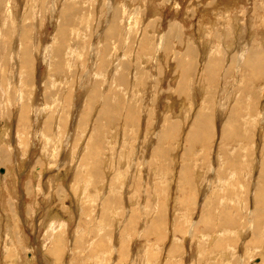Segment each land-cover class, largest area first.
I'll return each mask as SVG.
<instances>
[{"label": "rangeland", "instance_id": "rangeland-1", "mask_svg": "<svg viewBox=\"0 0 264 264\" xmlns=\"http://www.w3.org/2000/svg\"><path fill=\"white\" fill-rule=\"evenodd\" d=\"M12 1V2H11ZM33 1V2H32ZM45 1V2H44ZM81 0H5V6L3 5V7H0V11L1 12V16L0 18L2 19V23L0 21V42H5L7 43L8 41V36H6L5 33H2V31H6V33H8L10 31L11 34H14L15 36H12V44H11V49L13 51H15L16 49H20L21 44H19V42H22L21 40V34L23 30L25 29H31V36H30V40L29 43L31 42V44L33 43V47L35 49V54L34 56H36L37 59L35 60V64H34V68L36 66V69L34 70V76L35 78H32L31 80V84H30V88L32 89V93L29 96H25L23 95L24 93V88H26V85H24V71L25 69L21 66V62L20 61V57L18 55L13 54L14 56V67L11 66V70L12 72L10 74V77H12V81H13V85H11L10 87L13 89L15 87V89L19 92V96L20 100L18 99L14 101H11V103L8 104L9 108L11 109V117H6L5 115L2 116L3 113H5L6 108L8 107L6 105L7 103V99H1L0 102V206L3 204V202L5 201L6 205L8 206L10 200L11 195L9 194V189L11 187H16L19 191V196H21L22 199V205L23 206H17L16 205L14 207V210L17 211L16 212V216L18 219H21V221L18 223V220H16L13 216L12 213L10 216L4 217V221L5 224H11L12 226V232L14 231L15 234H13V237L16 236V234L19 232V234L21 237H23V228H26L28 230L27 233H30V238H29V242H31V244L29 243V245H32L31 249H25L23 244L21 242L16 241V243L11 244L10 249L14 252H16L17 247L20 248L21 251V255L23 257H25L26 259H34V264H46L44 261L40 262L39 260H43L44 256L46 255L47 257L53 259L52 264H146V263H150L152 262L153 264L156 263L155 260H151V255H149L148 257H145L144 255V251L149 252L150 251V241L149 239H145L146 240V245L144 240H141L142 243L139 245H142L141 247L138 246L139 249L134 248L133 246H135V244L133 243V240H136V238H131L130 237V233H127L126 230V225L128 224L129 220L133 217L136 216H140L143 215L144 218L141 219V223L144 222L145 217H146V212L148 208L143 207V203L146 200V194L144 193L145 191V181L144 180V176L146 174V168L150 167L151 171L149 172V174L151 176H149L148 174V180H151L155 177V180L158 179L161 180L160 182H162V175H158V172L155 164H159L160 161H156V159H158L159 157H157L158 155L156 153H154L153 149H155V147L158 146V134L160 133V131H162L161 129L163 128V124L165 123V117L168 116L169 118H173L172 113H176L180 116V117H175V118H180L181 119V124L183 125L181 128V131L179 134V137L177 140L172 141L170 143H166V145L168 146L169 150H170V156H169V161L172 159V161L175 162V160H177V163L179 162V166H176V169L178 170V168L180 167V163L183 161V157H185L186 155L184 154V149L186 148V143H185V132L187 131L188 127L190 126V122L192 119H190V117L187 118V115L185 114V107H187L188 105L192 106V109L194 110V112L192 111V114L195 113V110H199L200 108H202L203 104L205 107H211L213 108V110L216 112L217 117H219L218 113L221 114L222 109L224 108L226 111L224 112V115H227L228 113H230V111L232 110V104L235 101L236 98H232L230 99L229 97H223V101H224V106L219 107L218 101L215 100H211L208 101V103L205 105V103H202V101L204 102V98L207 96V91H210L212 86L209 83L208 80V76L206 75L207 73H205L206 71L205 69V65H203L206 62V44L210 47L213 46L215 44V48L218 47V45H220L222 43V40H220V38H222L223 34L225 33L224 39L225 41H232L233 38L235 37V35H233L232 33H229L231 31L230 27L231 25H227V23L230 21V17L227 18L225 17V15L223 16L222 14H219L216 10L215 12H207L204 9V5L208 0L203 1V0H170L168 2V0H85V3L80 2ZM83 1V0H82ZM94 1V2H93ZM134 1V2H133ZM139 1V2H138ZM10 2V3H8ZM32 2V3H31ZM42 4H41V3ZM48 2V3H47ZM58 2V4H57ZM67 2H74L76 9H79V11L77 13L79 14H75L72 15L74 18H72L71 20V24L75 27V29L73 28L71 30V27H73L71 24L70 29L68 27V37L67 40L65 41L64 44V48H65V52H66V59H65V70L63 72H60V74H57V72H55V69L53 67V62L58 59L57 57H55V55H53L54 50L58 47L59 41H60V28L63 27L67 20L69 19L66 11L64 10V6L66 5ZM79 2V3H78ZM119 2V3H118ZM202 2V4H201ZM251 2V3H249ZM253 0H249L247 2V5L249 6V10L245 11V14H242L243 19L240 21V23L245 26L246 30L245 32L241 29H239V35H242L243 37H239L237 38V40L235 41L239 46V44L243 45L244 42L248 43V35L252 34L253 39L256 35V39L258 38L259 40V33H263L264 31V13L261 15L257 14L254 10V2ZM13 5H12V4ZM16 3V4H14ZM52 3V4H51ZM109 5H108V4ZM117 3V4H116ZM122 3L123 6H121L120 4ZM128 3V4H127ZM179 4V8H177L178 4ZM7 4V5H6ZM34 4V5H31ZM41 4V5H40ZM47 4V5H46ZM80 4V6H79ZM84 4V5H83ZM87 4V5H86ZM140 4V5H139ZM199 4V5H198ZM263 5V2H259L258 5ZM12 5L14 9H12V7L10 6ZM32 7H31V6ZM37 5V6H36ZM106 5V6H104ZM143 7H142V6ZM155 5V6H154ZM173 5V6H172ZM208 5V4H207ZM8 6V7H7ZM46 6V7H45ZM108 6V7H107ZM110 6V7H109ZM116 8V6L119 8ZM121 6V7H120ZM146 6L147 9H145L144 7ZM150 6V7H149ZM166 6V7H165ZM193 6H195L198 10L196 12L195 18L194 16H190L192 11L191 9L194 8ZM199 6V7H197ZM37 7V8H36ZM49 7V8H48ZM79 7V8H78ZM142 7V8H141ZM149 7V8H148ZM190 7V8H189ZM203 9H202V8ZM45 8V9H44ZM51 8V9H50ZM62 8V9H61ZM123 8V10H122ZM127 11H126V9ZM140 8V10L142 12H140V10L138 9ZM152 8V9H151ZM187 8V9H186ZM12 9V11H10ZM17 9V10H16ZM33 9V11L31 10ZM41 9V10H40ZM111 9V10H110ZM114 9V10H113ZM118 9H120V13H122V16L120 17L121 21H120V33L115 34L114 36H116L115 38H113L111 35V37H109V40L107 38V28H108V23L111 20V15L112 17L115 15L113 14L114 12L116 13L118 11ZM138 9V10H137ZM146 12H144L145 10ZM6 13H4L5 11ZM9 10V12H8ZM19 10V12H18ZM21 10V11H20ZM36 10V11H35ZM47 10V11H46ZM50 12H49V11ZM57 10V11H55ZM90 10V11H89ZM103 10V11H102ZM136 12H134V11ZM149 10V11H148ZM150 10L153 12H150ZM190 10V12L188 11ZM45 14H43V12ZM96 11V12H95ZM113 11V12H112ZM131 11V12H130ZM202 11V12H201ZM12 12V13H10ZM16 14H15V13ZM17 12L19 14V16L17 15ZM24 15L23 19H22V14ZM54 12V13H53ZM60 12V13H59ZM80 12H82L83 16H81L82 14H80ZM105 13V14H102ZM134 12V13H132ZM140 12V13H139ZM148 12V13H147ZM176 12V13H175ZM201 12V13H200ZM10 13V14H9ZM30 15H29V14ZM41 13V14H40ZM123 13H125L123 15ZM131 13V14H130ZM139 13V16L138 14ZM145 13V14H144ZM179 13V14H178ZM218 13V14H217ZM259 13V12H258ZM27 14V15H26ZM33 14V15H32ZM43 14V15H42ZM51 14V16H50ZM56 14V15H55ZM130 14V15H128ZM137 16H135V15ZM151 14V15H150ZM240 16L241 14L238 13ZM16 15V16H15ZM55 15V16H54ZM98 15V16H97ZM102 15V16H101ZM219 15V16H218ZM18 16V17H17ZM27 16V17H26ZM30 16V18H29ZM42 16L44 18H42ZM59 16V17H58ZM71 16V17H72ZM106 16V17H104ZM143 16V17H142ZM153 16V17H152ZM186 16V17H185ZM218 16V17H217ZM227 16V15H226ZM13 17V18H12ZM40 17V18H39ZM46 17V18H45ZM51 17V18H50ZM82 17V18H80ZM84 17V18H83ZM124 17V18H123ZM132 17V18H131ZM147 17V18H146ZM152 17V19H151ZM191 17V18H190ZM11 18V19H10ZM20 18V19H19ZM28 18V19H27ZM35 20L33 22V20ZM59 18V19H58ZM105 18V19H104ZM160 18V20H159ZM174 18V19H173ZM219 18V24L214 27V26H210V22L216 21V19ZM6 19V20H5ZM27 19V20H26ZM39 19V20H38ZM55 19V20H52ZM78 19V20H76ZM82 19V21L80 20ZM89 19V20H88ZM129 19V20H128ZM164 19V20H163ZM256 19L258 21H256ZM4 20V21H3ZM13 21L14 24L10 21ZM15 20H17L15 22ZM21 20V21H20ZM30 20H32L30 22ZM45 22H44V21ZM51 20V21H50ZM74 20V21H73ZM86 20V21H85ZM126 20V21H125ZM128 20V21H127ZM135 20V21H131ZM149 20V21H148ZM153 20V22L151 21ZM156 23L158 22V24L160 26H156ZM6 21H7V25H6ZM19 21V22H18ZM26 21V22H25ZM50 21V22H49ZM62 21V23H61ZM41 22V23H40ZM51 22H53L51 24ZM56 22V23H55ZM83 22V23H82ZM85 22V23H84ZM97 22V23H96ZM129 22V23H128ZM137 22V23H136ZM152 22V24L154 23L155 25H151L150 23ZM161 22V23H159ZM164 22V23H163ZM178 22L179 25L181 27V33L179 36L175 37L172 40V44L174 46L175 43V48L174 51L170 54L166 53L161 48H159L161 46V43H164V40H166L167 37V32L169 31V27L170 25H172L173 23ZM232 22V19H231ZM45 23V24H44ZM76 23V25H74ZM79 23V24H78ZM84 24L86 27L81 26L80 25ZM135 23V24H133ZM149 23V24H148ZM189 23V24H188ZM2 24V25H1ZM13 24V25H12ZM43 24V25H42ZM123 24V25H122ZM129 24L131 26H129ZM142 24V25H141ZM145 24V25H144ZM146 24H148L146 27ZM231 24V23H230ZM5 25V26H4ZM26 25V26H25ZM42 25V28H41ZM99 25V26H97ZM135 25V26H134ZM169 25V26H168ZM196 25V26H195ZM241 25V26H242ZM2 26L4 27V29L2 28ZM12 26V27H11ZM16 28H15V27ZM24 26V27H23ZM28 26V27H27ZM34 26V28H33ZM55 26V27H54ZM57 26V27H56ZM123 26V27H122ZM126 26V27H125ZM128 26V28H127ZM139 26L141 28H139ZM149 26H152L149 28ZM184 26V27H183ZM192 26V27H191ZM194 26V27H193ZM23 27V28H22ZM31 27V28H30ZM83 29H82V28ZM132 27V28H129ZM133 27H138L133 28ZM144 27V30L142 29ZM146 27V28H145ZM154 27V28H153ZM160 27V29H159ZM165 27V28H164ZM189 27V29H188ZM201 27V29H200ZM219 27V28H218ZM261 27V28H260ZM12 28V29H11ZM81 32H80V29ZM156 28V29H155ZM183 28V29H182ZM219 31H218V29ZM10 29V30H9ZM40 29V30H39ZM54 29V30H53ZM78 29V30H77ZM129 29V30H128ZM132 29V30H130ZM139 29V31H137ZM146 29H148L151 33H148L146 31ZM152 29V30H150ZM168 29V30H167ZM187 29V30H186ZM203 29V30H202ZM2 30V31H1ZM9 30V31H7ZM127 30V31H126ZM135 30V31H134ZM153 30L154 31L153 33ZM159 30V31H158ZM166 30V31H165ZM190 30V31H189ZM199 30V31H198ZM249 30V31H248ZM261 30V31H260ZM12 31V32H11ZM20 31V32H19ZM42 31V32H41ZM72 31V32H71ZM75 34H73L74 32ZM78 31V32H77ZM129 31V32H128ZM130 31H134V32H130ZM142 31V32H141ZM163 31V32H162ZM193 31V32H192ZM218 31L221 32L219 33L220 37H218L217 35H215V37L217 36V38L214 37V34H216V32ZM140 32V33H139ZM145 32V35H147V38L149 39V34L150 36V45L147 43L145 45H142V36L143 33ZM157 34V36H154ZM183 32V35L187 32V39L185 38L186 35L181 36ZM185 32V33H184ZM202 32V33H201ZM2 33V34H1ZM40 33V34H39ZM80 33V34H79ZM84 33V34H82ZM201 33V34H200ZM242 33V34H241ZM106 34V35H105ZM121 34V36H119ZM139 34V35H138ZM142 34V35H141ZM154 34V35H153ZM204 34V35H203ZM20 35V36H19ZM40 35V36H39ZM57 35V36H54ZM73 35V36H72ZM123 35V36H122ZM131 35V36H130ZM153 35V37H152ZM159 35V36H158ZM188 35H192L194 36L193 39ZM203 37H202V36ZM207 35V37H206ZM226 35L228 37H226ZM259 35V36H258ZM38 36V37H37ZM84 36V37H83ZM197 36V38H195ZM199 36V37H198ZM258 36V37H257ZM19 39H18V38ZM36 37V38H35ZM40 37V38H39ZM44 37V38H43ZM88 37V38H87ZM99 37V38H98ZM129 37V41L132 43V46L130 45L131 43L129 41H125L123 40L124 38H128ZM132 37V39H131ZM139 37V39H138ZM157 37V38H156ZM211 40H210V38ZM214 37V38H213ZM17 38V39H16ZM33 38V40H32ZM39 38V39H38ZM53 38V39H52ZM59 40H57V39ZM79 38V39H78ZM98 38V39H97ZM117 38V39H116ZM121 38V39H120ZM141 38V39H140ZM152 38V39H151ZM164 38V39H163ZM183 41L184 46H181L182 44L177 43L178 41ZM189 38V41H188ZM208 38V39H207ZM229 38V39H228ZM2 39V40H1ZM38 39V40H37ZM82 40V41H78V40ZM85 39V40H84ZM112 39V40H111ZM116 39V40H115ZM136 39V40H135ZM158 39V41H157ZM163 39V40H162ZM176 39V40H175ZM186 39V40H185ZM197 43H195V40ZM212 39L214 41H212ZM228 39V40H226ZM231 39V40H230ZM235 39V38H234ZM14 40V41H13ZM40 40V41H39ZM41 40H43L44 42H42ZM56 40V41H53ZM74 40V41H73ZM99 40V41H98ZM105 40V41H104ZM113 40L115 41V43L113 42ZM119 40V41H117ZM124 41L121 42L120 41ZM134 40V41H133ZM154 40H156L154 42ZM194 40V41H193ZM198 40V41H197ZM220 40V42H219ZM242 40V42H241ZM36 41V42H35ZM85 41V42H84ZM95 41V42H94ZM98 41V42H97ZM114 43H112V42ZM139 41H140V47H139ZM160 41V42H159ZM193 41V42H192ZM14 42V44H13ZM71 42H75L74 46L72 47V43ZM77 42V43H76ZM118 42L120 43L118 46ZM129 44H128V43ZM135 42H137L135 45ZM151 42L153 44H151ZM192 43L195 46L199 47V49L197 48V56L196 58L193 59V61H195V66H196V72L193 76L190 77H185V78H181L182 76H180V70H178L176 64L174 65V63L171 64V61L174 58V54H177L176 52H178V54H181V56L183 55V58L188 59L189 56H187L185 53L186 49L188 47L187 43ZM241 42V43H240ZM34 43H36L39 46V50L37 49V45ZM40 43V44H39ZM46 43V44H45ZM54 43L55 44L54 46ZM85 45H84V44ZM125 43V44H124ZM158 44L159 46L155 45ZM186 43V44H185ZM199 43V44H198ZM203 43V44H202ZM213 43V44H212ZM52 44V47H51ZM70 44V45H69ZM77 44V45H76ZM81 46H80V45ZM105 44H110L107 45L108 49L110 51V53H107V48L105 46ZM112 44V46H111ZM123 44V45H122ZM212 44V45H211ZM217 44V47H216ZM19 45V46H18ZM46 45V46H45ZM114 45V46H113ZM122 45V46H121ZM130 45V46H129ZM43 46V47H42ZM77 46V47H76ZM88 46V47H87ZM97 48H96V47ZM118 46V47H117ZM127 46V47H125ZM134 46V47H133ZM146 48H145V47ZM179 46V47H178ZM187 46V47H186ZM223 49H225V45H222ZM221 46V47H222ZM15 47V48H14ZM48 47V48H47ZM68 47V48H67ZM76 47V48H75ZM115 49H113V48ZM142 47V48H141ZM157 47V48H156ZM178 47V48H177ZM182 47V49H181ZM47 48V49H46ZM88 48V49H87ZM106 48V49H105ZM135 48V49H134ZM142 50H141V49ZM151 48V49H150ZM185 50H184V49ZM42 49V50H41ZM46 49V50H44ZM67 49V50H66ZM81 49V50H80ZM96 49V50H95ZM118 49V50H117ZM121 49V51H120ZM124 49V50H123ZM127 49V50H126ZM146 49V50H143ZM161 49V50H160ZM51 50V51H50ZM88 50V51H87ZM103 50V54L101 53ZM113 50V51H112ZM129 50V51H128ZM140 50L142 52H140ZM181 50V51H180ZM200 50V51H199ZM40 51V52H39ZM86 51V52H85ZM97 51H99L97 53ZM128 51V52H126ZM133 51V52H132ZM184 53H183V52ZM205 51V52H204ZM42 52H46V53H42ZM52 52V53H51ZM81 52V53H80ZM88 52V53H87ZM91 52V53H90ZM131 53V57L133 58L130 60V58L128 57L129 54ZM138 52V53H137ZM140 52V54H139ZM150 52V53H149ZM154 52V53H153ZM216 53L218 52V55H222L225 56L227 55V53L224 55V52L222 49H220L219 51L216 50ZM77 53V54H76ZM86 53V54H84ZM101 53V54H100ZM107 55L105 56L104 54ZM116 53V54H115ZM205 53V54H204ZM45 54V56L43 55ZM48 54V56H47ZM79 54V55H78ZM82 54V55H81ZM98 54V55H97ZM109 54V56H108ZM123 54V55H121ZM134 54L138 57H135ZM147 54V55H146ZM151 54V55H150ZM153 54V55H152ZM167 54V56H166ZM41 55V56H40ZM76 55V59L78 58V60L76 61V59L74 60ZM85 55V57H84ZM87 55V56H86ZM93 55V56H92ZM99 55L100 58H99ZM115 55V56H114ZM126 55L128 58H126ZM141 55V56H140ZM204 55V56H203ZM17 56V57H16ZM68 56V58H67ZM123 56V58H122ZM152 56V57H151ZM173 56V57H171ZM16 57V58H15ZM44 57V58H42ZM73 59H72V58ZM116 58H121L120 62L118 63H127V69L123 68V64L119 65V69L118 66L115 64H113L112 59ZM151 57V58H150ZM154 57V58H153ZM42 58V59H41ZM84 58V61L83 60ZM110 58V59H108ZM138 58V59H137ZM169 58V59H168ZM170 58L172 60H170ZM17 61H16V60ZM55 59V60H54ZM70 61H69V60ZM107 59V60H106ZM127 59V61H126ZM129 59V60H128ZM151 59V60H149ZM205 59V61H203ZM49 60V61H48ZM74 60V61H72ZM96 60V61H95ZM106 60V61H105ZM145 60V62H144ZM202 60V61H200ZM41 61V62H40ZM89 61V62H88ZM93 61V62H91ZM99 61V62H98ZM140 61V62H139ZM149 61V62H148ZM163 61V62H162ZM17 62V63H16ZM19 62V63H18ZM74 62V63H70ZM77 62V63H76ZM108 62V63H107ZM135 62H139L138 64ZM201 62V63H200ZM51 63V64H50ZM81 63V64H79ZM86 63V64H85ZM91 63V64H90ZM99 63V64H98ZM111 63V64H110ZM116 63V62H114ZM134 63V64H133ZM69 64V66H68ZM106 64L108 65L107 67ZM110 64V66H109ZM131 64V65H130ZM162 64V65H161ZM75 65V66H74ZM78 65V66H77ZM81 65V66H79ZM90 65L92 67H90ZM113 65V67H112ZM227 65V64H226ZM226 65H224L226 67ZM103 66V67H102ZM132 66V67H131ZM163 66V67H162ZM175 66V67H174ZM200 66V67H199ZM41 67V68H40ZM44 67V68H43ZM50 67V68H49ZM73 67H75L73 69ZM77 67V68H76ZM81 67V68H79ZM88 67V69H87ZM97 67V68H96ZM134 67V69H133ZM223 67V68H225ZM38 68V70H37ZM48 68V69H47ZM79 68V69H78ZM100 68V71H99ZM103 68V69H102ZM137 68V69H136ZM160 68V69H158ZM198 68V69H197ZM203 68V69H202ZM40 69V71H39ZM53 69V71H52ZM69 69V70H67ZM78 69V70H77ZM109 69V70H108ZM114 69V70H113ZM133 69V70H132ZM138 69H141V71L146 72L145 77H141L138 76ZM174 69V70H173ZM21 70V72H20ZM45 71V73L42 71ZM72 70V71H71ZM74 70V71H73ZM77 70V71H76ZM80 70V71H79ZM92 72H91V71ZM107 70V71H106ZM131 70V71H130ZM171 70V72H170ZM203 72H202V71ZM226 70V68H225ZM14 71V72H13ZM17 73H16V72ZM23 71V72H22ZM40 72V74L38 72ZM53 74H51L50 76V72ZM112 71V72H111ZM127 71V72H126ZM160 71V74L158 73ZM165 71V72H164ZM173 71V72H172ZM67 72V74H66ZM76 73V75L74 73ZM117 72V73H116ZM131 72V74L129 75V79H130V84L129 86L125 87L123 85H114V83L112 85L114 86H110V83L105 86V84H102L101 88L103 89L104 93H115L116 89L120 90V96L124 98L123 100V113L124 116H122L121 122H115L113 123L112 120H109V118H103V122L105 124H107V132H105V136L104 137H112L113 135L117 136V139L120 138L117 142L114 143L113 146L114 147L113 150H111L112 155L111 158H115L114 159V170H116L115 172V179L118 178L122 189L123 187H128V188H132L134 191L132 193H130V191H127L124 189L122 191V196H123V203L122 205H116L118 206L116 207H110V203H108V200L106 201L107 203L102 202V199L105 196V190L106 187L110 184V180L108 179L109 174H108V168L104 167L105 169H103V173H104V180L103 182H101L99 185L95 184L94 182H90L89 184L86 182L85 184V193L81 194L79 189V183H81L83 180H85L84 176H86L87 172L86 169L88 168H92L94 169V167H88V163L85 162V172L82 171V159L83 157L80 155L79 156V152L81 151V148L84 147L87 143L88 140H90L97 131V121L99 119V111L101 109L100 106L96 107L98 104L102 103V98H98V102L96 101L95 104H88V96L89 95V91H91L92 83L94 85L95 83V79H103L104 81H110L113 77H116L118 75H121L122 73H129ZM153 72V73H152ZM168 72V73H167ZM37 73V74H36ZM48 73V74H47ZM59 73V72H58ZM73 75H72V74ZM94 73V76L93 74ZM110 73V74H109ZM121 73V74H120ZM137 73V74H136ZM162 73V74H161ZM167 73V75H166ZM223 72V76L219 78V83H222V86L225 87H229L228 90L231 91V93L236 92L235 89H233V84H231V82L233 81V78H229L226 76H224ZM17 74V75H16ZM78 74V75H77ZM82 74V75H80ZM105 74V75H102ZM109 74V75H108ZM19 75V76H18ZM55 75V76H54ZM67 75V78H66ZM90 75V78H89ZM92 75V76H91ZM137 75V76H136ZM159 77H158V76ZM162 75V77L160 76ZM165 75V76H164ZM174 75V76H173ZM177 75V77H176ZM206 75V76H205ZM17 76V80L16 77ZM33 76V77H34ZM39 76V77H38ZM43 76V78H42ZM157 76V77H156ZM71 77V78H70ZM78 77V78H77ZM87 77V78H86ZM100 77V78H99ZM133 77V78H132ZM151 77V78H150ZM179 77V78H178ZM227 77V78H226ZM40 80H39V79ZM46 78V79H45ZM89 78V79H88ZM106 78V79H105ZM141 80H140V79ZM165 78V80H164ZM175 78V79H174ZM177 78V79H176ZM203 78V79H201ZM22 79L24 81H22ZM34 79V80H33ZM54 79H56V81H53ZM60 79V81H59ZM84 79V80H83ZM91 79V80H90ZM151 79V80H150ZM159 79V80H157ZM183 79V80H181ZM193 79V80H192ZM222 79V80H221ZM39 80V81H38ZM78 80V81H77ZM82 80V81H81ZM87 80V81H86ZM138 80V81H137ZM163 80V81H162ZM47 83H46V82ZM80 81V82H79ZM94 81V82H92ZM134 81V82H133ZM137 81V82H136ZM153 81V82H152ZM168 81V82H167ZM175 81V83H174ZM180 81V82H179ZM193 81V82H192ZM222 81V82H221ZM226 81V82H225ZM27 82V80H26ZM84 82V83H83ZM173 82V83H171ZM201 82V84H200ZM38 83V84H37ZM72 83V84H71ZM77 83V84H76ZM87 83V84H86ZM89 83V84H88ZM208 83V84H207ZM225 83V84H224ZM48 84V85H47ZM54 84V85H51ZM81 84V85H80ZM131 84H133L131 86ZM147 86H146V85ZM157 87H156V85ZM33 85V86H32ZM58 85V87H57ZM173 85V86H172ZM199 87H198V86ZM64 86V88H63ZM81 86V87H80ZM84 86V87H83ZM89 86V88L87 89V87ZM109 86V87H108ZM141 88H140V87ZM208 86V87H207ZM38 87V88H37ZM63 89H62V88ZM76 87V88H75ZM80 87V88H79ZM120 87V88H119ZM203 87V88H202ZM45 88V89H44ZM61 88V89H60ZM85 88V89H84ZM133 88V89H132ZM144 88V89H143ZM209 88V89H208ZM77 89V90H76ZM106 89V90H105ZM108 89V90H107ZM141 89V90H140ZM176 89V91H175ZM179 89V91H178ZM237 89V88H236ZM40 90V91H39ZM44 90V91H43ZM53 90V92H52ZM63 91L64 90V94L63 96H56L55 92L56 91ZM67 90V91H66ZM85 90V91H84ZM110 90V91H109ZM124 92H122V91ZM130 90V92H129ZM140 90V91H139ZM46 91V92H45ZM83 91V92H82ZM135 91V92H134ZM139 91V92H138ZM144 91V93H142ZM196 91V92H195ZM40 92V93H39ZM76 92V93H75ZM82 92V93H81ZM84 92H86V95L84 94ZM88 92V93H87ZM102 92V91H101ZM178 94L176 95L175 94ZM182 92V94H181ZM189 92V93H188ZM203 92V93H202ZM238 92V91H237ZM35 93V94H34ZM44 93V94H43ZM51 93V94H50ZM74 93V94H73ZM79 93V94H78ZM103 93V95H104ZM43 94V95H42ZM50 94V96H49ZM102 94V93H101ZM122 94V95H121ZM129 94V96H128ZM195 94V95H194ZM202 94V96H201ZM36 95V96H35ZM126 95L128 96L126 98ZM206 95V96H205ZM17 96V97H18ZM49 100H46V97ZM56 96V98H54ZM78 96V97H77ZM142 96V97H141ZM178 96V97H177ZM183 96V97H182ZM22 97L23 100L28 101V103L31 104L32 108L29 110V123L26 127L21 126V139H18V135H15V133L18 131L17 128V123H16V119H18L19 115H20V108L22 105ZM50 97V98H49ZM60 97V99H58ZM63 97V98H62ZM76 97V98H74ZM84 97V98H83ZM134 97V98H133ZM174 97V98H173ZM34 98V99H33ZM37 98V100H36ZM42 98V99H41ZM44 98V99H43ZM62 98V99H61ZM83 98V99H80ZM188 98V100H187ZM197 100V102L194 100ZM264 100V97H262ZM261 98V100H262ZM56 99V100H55ZM64 99V101H63ZM71 99V100H70ZM73 99V101H72ZM190 99V100H189ZM30 100V101H29ZM35 100V101H33ZM41 100L43 103H41ZM62 100V101H61ZM81 100V101H80ZM140 100V101H139ZM184 100V101H183ZM233 100V101H232ZM40 101V102H38ZM71 101V102H70ZM83 101V102H82ZM101 101V102H99ZM128 101V103H127ZM213 101H215V106L213 104ZM38 102V103H37ZM64 102V103H63ZM73 102V103H72ZM4 103V104H3ZM41 103V104H40ZM51 103V104H50ZM78 103V104H76ZM133 103V104H132ZM187 103V104H186ZM198 103V105H197ZM220 104H222L221 102H219ZM20 104V105H19ZM64 106H62V105ZM127 104V105H126ZM129 104V105H128ZM137 104V105H136ZM139 104V106H138ZM144 104V105H143ZM151 104V105H150ZM201 104V105H200ZM212 104V105H211ZM6 106V107H2V106ZM33 105L35 107H33ZM48 107H47V106ZM61 105V106H60ZM77 105V106H76ZM94 105V106H93ZM130 105H134L136 110H137V114H138V121L139 123H132L130 121H128V125L125 124V122L123 121V119H126L125 116V110L127 111V108ZM176 105V106H175ZM17 106V107H16ZM82 106V107H81ZM90 106V107H89ZM138 106V107H137ZM16 107V109H15ZM40 107V110H39ZM68 107V108H67ZM76 107V108H75ZM94 107V109H93ZM100 107V108H99ZM126 107V109H125ZM175 107V108H174ZM197 107V108H196ZM14 108V109H13ZM19 110H18V109ZM98 108V109H97ZM169 108V109H168ZM174 108V109H173ZM220 108V109H219ZM4 109V110H3ZM42 109V110H41ZM60 109V110H59ZM69 109V110H68ZM74 109V110H73ZM83 109V110H82ZM90 111H89V110ZM96 109V110H95ZM150 109V110H149ZM155 109V110H154ZM14 110H16L14 112ZM35 110V111H34ZM48 110V111H47ZM88 110V112H87ZM174 110V112H173ZM183 110V111H181ZM220 110V111H219ZM32 111V112H31ZM39 111V112H38ZM41 111V112H40ZM52 111V112H51ZM84 111V112H83ZM143 111V113H141ZM179 111V112H178ZM37 112V113H36ZM69 112V113H68ZM71 112V113H70ZM77 112V113H76ZM80 112V113H79ZM83 112V113H82ZM170 112V113H169ZM182 112V113H181ZM197 112V111H196ZM227 112V113H226ZM74 113V114H73ZM90 113V114H89ZM95 113V114H94ZM98 113V114H96ZM181 113V114H180ZM14 114V117H13ZM40 114H42V117L40 116ZM44 114V115H43ZM70 114V115H69ZM147 114V116H146ZM167 114V115H166ZM170 114V115H169ZM188 114V113H187ZM191 114V115H192ZM37 115V116H36ZM57 115H61V116H57ZM78 117H77V116ZM150 118H149V116ZM5 116V117H4ZM40 116V117H39ZM57 116V117H56ZM75 116V117H74ZM86 116V117H85ZM93 116V118L91 117ZM82 117V119H81ZM90 117V118H89ZM142 118V120H140V118ZM163 117V118H162ZM13 120H12V119ZM40 118V120H39ZM66 118V120H64ZM72 118L75 120H72ZM77 118V119H76ZM95 118V119H94ZM97 118V119H96ZM146 118V120H145ZM173 118V119H175ZM91 119V121H90ZM3 120V121H2ZM36 120V121H35ZM49 120V121H48ZM82 120H84V123H82ZM97 120V121H96ZM13 121V123L11 122ZM34 121V123H33ZM45 121V123H44ZM47 121V122H46ZM66 123H65V122ZM81 121V122H80ZM109 121V122H108ZM146 121V122H145ZM154 121V122H153ZM40 122V123H39ZM56 122V123H55ZM16 123V124H15ZM46 123H50L49 126ZM77 123V124H76ZM81 123V125L79 124ZM96 123V124H94ZM122 123V124H121ZM33 124V125H32ZM37 124V126H36ZM52 124V125H51ZM72 124V125H71ZM111 124V125H110ZM130 124V125H129ZM134 124V125H133ZM44 125V126H43ZM71 125V126H70ZM91 125V127L89 126ZM109 125V126H108ZM125 125V126H124ZM140 125V126H139ZM146 125V126H145ZM15 126V127H13ZM36 126V127H35ZM55 126V127H54ZM72 126L74 127L73 129H75V131L72 129ZM262 125H258V127L260 128L258 135H256V132L254 133V140L256 139V142H258L259 138H261V141L264 144V127H261ZM50 127V128H49ZM53 127V128H52ZM67 127V129H66ZM85 127V128H84ZM109 127V128H108ZM117 129H116V128ZM149 127V128H148ZM257 127V130L259 129ZM11 128V129H10ZM49 128V129H48ZM71 128V130H70ZM115 128V129H114ZM131 128V129H130ZM143 128V131H142ZM148 128V129H147ZM35 129V130H34ZM37 129H39L37 131ZM45 129V130H44ZM55 129V130H54ZM94 129V130H91ZM114 129V130H113ZM123 129V130H122ZM126 129V130H125ZM135 129V131H134ZM146 129V131H145ZM149 129H151L149 132H147ZM41 130V131H40ZM71 131V133H70ZM121 131V132H120ZM142 131V132H141ZM152 131V132H151ZM14 132V133H13ZM30 133V136H26L24 133ZM57 132V133H56ZM90 132V133H89ZM112 132V133H111ZM116 132V133H114ZM120 132V133H119ZM126 132V133H125ZM141 132V133H140ZM13 133V134H12ZM34 133V135H32ZM69 133V134H68ZM89 133V134H88ZM95 133V134H94ZM118 133V134H117ZM125 133V135H124ZM219 133V132H218ZM8 134V136H7ZM49 134V135H48ZM52 134V136H51ZM57 134V135H56ZM67 134V135H65ZM72 134L74 136H72ZM79 134V135H78ZM91 134V135H90ZM122 134V135H121ZM128 134V135H126ZM130 134V135H129ZM184 134V135H183ZM13 137H12V136ZM132 135V136H131ZM136 135V136H133ZM261 135V136H260ZM15 136V137H14ZM33 136V138H32ZM78 136V138H77ZM143 136V137H141ZM219 134L216 135V139L215 140V146H219ZM44 137V139H43ZM75 137V138H74ZM90 137V138H88ZM130 137V138H129ZM148 137V138H147ZM25 138H27L25 140ZM81 138V139H80ZM85 138V139H84ZM122 138V139H121ZM143 138V139H142ZM147 138V139H146ZM9 139V140H8ZM11 139V141H10ZM36 139V140H35ZM63 139V140H62ZM75 142V140L77 142H73V140ZM84 139V140H83ZM127 139V141H126ZM13 140V141H12ZM15 140V141H14ZM28 140V141H27ZM79 140V141H78ZM125 140V141H124ZM137 140V141H136ZM141 140V141H140ZM148 141V146L147 148H144L143 143L145 141ZM156 140V141H155ZM31 141V142H30ZM41 143H39V142ZM153 141V142H152ZM260 141V142H261ZM48 142V144H47ZM70 142V144H69ZM132 142V143H131ZM184 142V143H183ZM244 142V141H243ZM242 142V144H243ZM17 143V144H16ZM19 143V144H18ZM32 143V144H31ZM38 143V144H37ZM77 143V144H76ZM80 143V144H79ZM83 143V144H81ZM104 143V142H103ZM155 143L157 145H155ZM219 143V144H218ZM29 144V145H28ZM51 146H50V145ZM79 144V145H78ZM106 144V143H104ZM127 144V145H126ZM131 144V145H130ZM217 144V145H216ZM26 145V148H25ZM38 145V146H37ZM53 145V146H52ZM55 145V147H54ZM71 145V146H70ZM74 145V146H73ZM120 145V146H117ZM36 146V147H35ZM66 146V147H65ZM78 146V147H76ZM170 146V147H169ZM214 146V147H215ZM17 147V149H16ZM40 147V148H39ZM72 147V148H71ZM76 147V149H75ZM127 150H126V148ZM138 147V148H137ZM154 147V148H153ZM174 147V148H173ZM211 150L209 149L208 154H209V159L211 160L212 157H216L214 154V147L211 146ZM9 148V149H8ZM19 148V149H18ZM39 148V149H38ZM67 148V149H66ZM70 148V149H69ZM74 148V149H73ZM79 148V149H78ZM144 148V149H143ZM237 148V147H235ZM252 148V145H251ZM10 150V151H7ZM22 149V150H20ZM26 149V150H25ZM38 149V150H36ZM41 149V150H40ZM60 149V150H59ZM117 149V150H116ZM130 149V150H129ZM138 149V150H137ZM141 149H143L144 151H142ZM146 149V150H145ZM256 149V150H255ZM73 150V153H72ZM4 151V152H3ZM15 151V152H14ZM18 151V152H17ZM33 151L36 153L33 154ZM37 151V152H36ZM47 151V152H46ZM52 151V152H50ZM71 151V152H69ZM254 151H255V157H259L257 159L261 158V153H259V147L258 149L254 147ZM2 152V153H1ZM45 152V153H43ZM58 152V153H57ZM63 152V153H62ZM75 152V153H74ZM86 152V151H85ZM115 152V153H114ZM122 152V153H121ZM131 152V153H130ZM133 152V153H132ZM143 152V154H142ZM183 152V154H182ZM11 153V154H10ZM55 153V155H54ZM71 153V155H70ZM140 153V154H139ZM7 154V155H6ZM10 154V155H9ZM20 154V155H19ZM32 154L35 156H32ZM63 154V155H62ZM77 154V155H76ZM119 154V155H118ZM169 153H167L166 155L168 156ZM181 154H182V158H181ZM3 155V156H2ZM7 157V160H3V157ZM17 155V156H16ZM30 155V156H29ZM39 156L36 157V156ZM43 155V156H42ZM45 155V156H44ZM48 159H45L44 157ZM69 155V156H68ZM115 155V156H114ZM136 155V156H134ZM176 155V156H175ZM198 155V154H197ZM16 156V157H14ZM67 156L70 160H67ZM79 156V157H78ZM139 156V157H138ZM156 156V158H155ZM14 157V159L12 158ZM20 159H19V158ZM28 157V158H27ZM61 157V158H60ZM117 157V158H116ZM110 158V159H111ZM11 161H9V160ZM13 159V160H12ZM117 159V160H116ZM123 159V160H122ZM137 159V160H136ZM62 160V161H60ZM142 160V162H141ZM7 161L4 165V162ZM9 161V162H8ZM27 161V162H26ZM47 161V162H45ZM68 161H72L71 163ZM127 161V162H126ZM14 162V163H13ZM77 162V163H76ZM36 163V164H35ZM45 163V164H44ZM47 163V164H46ZM73 163H76L75 165H73ZM123 163V164H122ZM127 163L128 166H127ZM134 163V164H131ZM149 163V164H148ZM20 164V166H19ZM42 164V165H41ZM63 164V165H62ZM72 164V165H71ZM125 164V166H123ZM12 165V166H11ZM16 165V166H14ZM47 165V167H46ZM50 165V166H49ZM119 165V166H118ZM120 165L122 167H124L122 169V172H124L127 177H129V181L126 178H122L121 177V172H120ZM59 166V167H58ZM79 166V167H78ZM81 166V167H80ZM87 166V167H86ZM130 166V167H129ZM140 166V167H138ZM13 167V168H11ZM46 167V168H45ZM69 167V168H68ZM132 167V168H131ZM53 168V170H52ZM64 168V169H63ZM67 168V169H66ZM72 170L75 169V170ZM80 168V169H78ZM139 168H141L142 172H140ZM175 168L172 167V172H173V177L171 178L170 182L173 181L174 178H176V169L174 171ZM208 169V168H207ZM206 169V170H207ZM48 170V171H47ZM50 170L52 172H50ZM55 170V171H54ZM62 170V171H61ZM71 170V172H70ZM79 170V171H77ZM107 170V171H106ZM139 172H138V171ZM170 170V169H169ZM253 170V169H252ZM197 171V169H196ZM68 172V173H67ZM80 172V173H79ZM206 171H204L203 174H205ZM256 172V174H255ZM17 173V175L15 174ZM47 173V174H46ZM78 173V174H77ZM107 173V174H106ZM114 173V172H113ZM111 174L110 176L114 175ZM117 173V174H116ZM129 173V174H128ZM211 173V172H210ZM10 174V175H9ZM31 174V175H30ZM46 174V175H45ZM57 174H59V178L56 179V181L53 180V177L56 176ZM65 174V175H64ZM68 174V175H67ZM83 174V175H82ZM154 174V176L152 175ZM179 174V173H178ZM177 174V176H178ZM258 174V169L256 171L253 170V175L255 176ZM48 175V176H47ZM63 175V177H62ZM77 175V176H75ZM107 175V176H106ZM67 176V178L65 177ZM132 178H131V177ZM153 176V177H152ZM30 177V178H28ZM48 177V179H47ZM69 177V178H68ZM83 177V178H82ZM32 178V179H31ZM77 178V179H76ZM81 178V179H80ZM150 178V179H149ZM204 178V177H203ZM212 178L209 177L208 180ZM26 179V180H23ZM28 179V180H27ZM39 179V180H38ZM47 179V180H46ZM66 179V180H65ZM50 180V181H49ZM76 180V182L74 181ZM80 180V181H79ZM82 180V181H81ZM109 180V181H108ZM124 180H126V182H124ZM138 180V181H137ZM140 180V181H139ZM174 180H177L174 179ZM51 181L53 183H51ZM66 181V183H65ZM70 181V182H69ZM207 181V179H206ZM206 181H204V188L201 187L202 189H206V191H209L212 186L211 183H207ZM36 182V183H35ZM40 182V183H39ZM123 182V183H122ZM164 182L166 183V181L164 180ZM49 183V185H48ZM56 183V184H55ZM65 183V184H64ZM106 185H105V184ZM136 183V184H134ZM151 183H154L153 181H151ZM38 184V185H37ZM40 184V185H39ZM72 184V185H71ZM78 184V185H76ZM143 184V185H142ZM208 184V185H207ZM25 185V186H24ZM37 185V187L35 186ZM42 185H46L42 187ZM48 185V186H47ZM55 185V186H54ZM130 185V186H129ZM245 185V183H244ZM27 186V187H26ZM29 186H31L29 188ZM58 186V187H57ZM69 186V187H68ZM104 186V189L102 190L101 187ZM246 186V185H245ZM26 187V189H25ZM34 187V188H33ZM36 187V188H35ZM45 187V188H44ZM54 187V189H53ZM174 187V186H173ZM43 188L44 193L45 194H41L38 198L36 197L37 193L34 192L33 190H37ZM58 188V189H57ZM71 188V189H70ZM74 188V189H73ZM137 188L139 189V191L137 190ZM144 190H143V189ZM200 188V189H201ZM47 189V190H46ZM77 189V190H76ZM100 189V190H99ZM27 190V191H26ZM65 190V191H64ZM67 190V191H66ZM141 190V191H140ZM25 191V193H24ZM70 191V192H69ZM78 191V192H77ZM90 191V192H89ZM136 191V192H135ZM23 192V193H22ZM27 192L29 193L28 195ZM34 195H33V193ZM56 192V193H55ZM60 192V193H59ZM75 192V193H74ZM89 192V193H87ZM100 192V194L98 193ZM128 194H125L127 193ZM140 192V193H138ZM36 193V194H35ZM50 193H52L50 195ZM55 195H54V194ZM80 193V194H79ZM104 193V194H103ZM135 195H134V194ZM2 195H4L6 198L3 199ZM30 195V196H29ZM52 197H50V196ZM54 195V196H53ZM64 197H63V196ZM82 195V196H81ZM84 195V196H83ZM104 195V196H103ZM127 195V196H126ZM133 195V197H132ZM68 196V197H67ZM81 198H80V197ZM131 198H130V197ZM143 196V197H142ZM201 196V195H200ZM23 197V198H22ZM45 197V198H44ZM54 197V198H53ZM70 197V198H69ZM12 198V197H11ZM41 198V199H40ZM100 198V199H99ZM127 198V199H126ZM136 198V199H135ZM199 195H198V200L200 201ZM2 199V200H1ZM31 199L33 200H39L37 202V205L35 206V208L38 207V214H40V218L37 220V226L39 230H43L44 227L46 226L47 223L49 224V222L51 223L52 221H54L55 216L57 217H61L62 221L67 219L65 217L69 216L71 217V213H73L75 215V220L71 222V226L70 228H72L73 230V234L77 231L78 235L77 237L75 236V238H77L74 240L73 237V241L71 239V241L69 240V234L68 231L69 229L63 228V243H62V252L60 253V256L54 257L55 255H53L50 250L48 249L50 245H52V242L48 244V247H44L42 241V234L39 233L38 229L35 228H31L30 225H32V219H34L33 216H37L38 214L36 213V210L34 208V206L32 207L31 205L33 204V201H31ZM46 199V201H45ZM79 201L77 202L76 200ZM81 199V200H80ZM133 199V201H131ZM160 199V198H159ZM4 200V201H3ZM12 202H14L13 198L11 199ZM42 200V201H41ZM44 200V201H43ZM55 200V202H54ZM56 200L58 202V204L56 203ZM71 200V202H70ZM100 200V205H98ZM127 200V201H126ZM26 201V203H25ZM93 201V203H92ZM8 202V203H7ZM76 202V203H75ZM89 202V204H88ZM133 202V203H132ZM135 202V203H134ZM62 203V204H61ZM74 203V204H72ZM79 203V204H77ZM91 203V204H90ZM128 203V204H127ZM130 203V205H129ZM154 205L157 204L155 202H153ZM30 204V205H29ZM39 204V205H38ZM105 204V205H104ZM142 204V205H141ZM251 204V201H250ZM43 205V206H42ZM89 205V206H88ZM107 205V207H106ZM171 207L173 206L172 201L170 203ZM169 205V206H170ZM29 206V207H28ZM74 206V207H73ZM82 206V207H81ZM128 206V207H127ZM169 206H165L166 209V213H167V219L169 218V221L172 219V223L174 222V210L171 209V207L169 208ZM253 206V207H252ZM249 205V207H245L243 209V214L245 216L251 215V208H254V205ZM32 207V208H31ZM47 209H46V208ZM21 208V209H20ZM25 208V209H23ZM78 208V209H77ZM80 208V209H79ZM91 208V209H90ZM102 208V209H101ZM112 208V209H111ZM134 208V209H133ZM136 208V209H135ZM28 210V214L24 215L26 213V211ZM75 209V210H74ZM94 210L91 211V210ZM156 207L153 209V214L157 211ZM177 212L181 213L183 212V210H185L184 207L179 206L178 207ZM47 210V211H46ZM80 210V211H78ZM131 210V211H130ZM135 210V212H134ZM173 210V211H172ZM249 210V211H248ZM10 211V209H9ZM168 211H170V214L168 213ZM181 211V212H180ZM1 212V211H0ZM53 212V214H52ZM76 212V214H75ZM137 212V213H136ZM20 213V214H19ZM34 213V214H33ZM43 213V214H42ZM46 213V214H45ZM48 213V214H47ZM51 213V214H50ZM79 213V214H78ZM120 213V214H119ZM143 213V214H142ZM43 216H42V215ZM97 214V215H96ZM105 216H104V215ZM126 214V215H125ZM137 214V215H136ZM54 215V216H53ZM59 215V216H58ZM102 215V216H101ZM112 215V217H111ZM127 215H129L127 217ZM184 215V213H183ZM23 216V217H22ZM35 216V217H36ZM46 218H45V217ZM121 216V218L119 217ZM173 218H172V217ZM198 214L195 212L193 215V222L196 220ZM22 217V218H21ZM43 219H42V218ZM49 217V218H47ZM126 217V218H124ZM14 218V219H13ZM27 218V223L26 225H22L24 223V219ZM128 218V220H127ZM171 218V219H170ZM9 219V220H8ZM45 219H47V221H45ZM51 219H53L51 221ZM58 219V218H56ZM55 219V220H56ZM111 219V220H110ZM116 219L118 220V222L116 221ZM151 218H149L150 220ZM31 220V221H30ZM44 221V222H41ZM122 220V221H120ZM127 220V221H126ZM148 220V222H149ZM126 221V222H125ZM7 222V223H6ZM16 222V224H15ZM41 222V223H40ZM68 223V221H65V223ZM122 222V224H121ZM192 222V224H193ZM44 223V225H43ZM103 223V224H102ZM104 223H108L109 225H106ZM15 224V226H14ZM21 224V225H20ZM42 226H41V225ZM116 224V225H115ZM143 224V223H142ZM142 224H139V228H142L140 226H142ZM169 224V223H168ZM18 228H16L17 226ZM99 225V226H97ZM115 225V227H114ZM146 224H144L145 226ZM20 226V227H19ZM22 226H24L22 228ZM29 228H28V227ZM75 226V227H74ZM79 226V227H77ZM83 227V228H82ZM98 227V229H97ZM102 227V228H101ZM118 227V228H117ZM121 229H120V228ZM167 228H164V232H166V234L168 233V238H165V240H162V244H163V248L162 250L166 249V245L168 246V239L169 236L172 237V235H170L169 232V225L166 226ZM93 228V229H92ZM110 228V229H109ZM32 229V230H30ZM79 229V230H78ZM90 229V230H89ZM92 229V230H91ZM104 229V232H103ZM119 229V230H118ZM34 230V231H33ZM65 230H66V234H65ZM102 230V231H101ZM111 230V231H110ZM201 231V229H199ZM251 230V231H250ZM250 230L247 231V237H243V238H239L240 243L237 244V246L233 247L234 253L230 256L228 260L223 259L222 257H220L219 254L216 255V257L213 259H210V256H213L214 254H209V249L202 253H199L200 251H204L201 250L199 248V246L202 244V242L198 241L199 243H197L196 245H194V242L191 241L189 238V242H187L185 244V250L183 251L184 256H181L179 258H173V262L174 264H235V261L233 259H236V264H262V256L261 255H256L254 253H251V251L249 250V243L248 241L250 240V234H252V228L250 227ZM22 231V232H21ZM93 231V232H92ZM98 231V232H97ZM110 231V232H109ZM116 231V235L115 234ZM11 232V233H12ZM17 232V233H16ZM33 232V233H32ZM35 232V233H34ZM43 232V231H42ZM76 232V233H77ZM94 232L98 233V234H94ZM120 232V233H119ZM105 233V234H104ZM119 233V234H118ZM128 234V235H126ZM104 235V236H103ZM32 236V237H31ZM102 236V237H101ZM125 236H129L127 237L128 240H125L124 237ZM80 237V238H79ZM99 237V239L97 238ZM104 237V238H103ZM118 237V238H117ZM121 237V239H120ZM33 238V239H32ZM79 238V239H78ZM123 238V240H122ZM126 238V239H127ZM130 238V239H129ZM173 238V237H172ZM102 240L103 243H105V246H100L99 249L97 250L96 253H94V255L90 254V251L93 249L94 244L98 241V240ZM132 239V240H131ZM246 239H248L246 241ZM35 240V242H33ZM92 240V241H91ZM115 240V241H114ZM118 240V241H117ZM126 241V246H127V251L126 254L121 253L122 249H121V245H120V241L121 243H123V241ZM168 240V241H166ZM176 240V239H175ZM101 241V244H103ZM106 241V242H105ZM109 241V242H107ZM246 241V242H245ZM119 242V243H118ZM231 243H233L232 241H229ZM5 242H1L0 246H6V244H4ZM68 243V244H67ZM93 243V244H92ZM108 243L109 247H108ZM112 243V244H111ZM140 243V242H139ZM144 243V245H143ZM21 244V245H20ZM67 244V246H66ZM133 244V245H132ZM165 244V245H164ZM20 245V246H19ZM116 245V246H115ZM247 245V246H245ZM8 246V245H7ZM132 246V247H131ZM146 246V247H145ZM202 246V245H201ZM116 247V248H114ZM165 247V248H164ZM197 247V248H196ZM68 248V249H67ZM113 248V249H112ZM134 248V249H132ZM199 248V249H198ZM39 251H38V250ZM117 249V250H116ZM141 251L143 254H141V252L137 251V250ZM168 249V248H167ZM134 250V251H133ZM158 252L160 251L159 249H156ZM195 250V251H194ZM200 250V251H199ZM43 251V252H42ZM67 251V252H66ZM100 251V252H99ZM111 251V252H110ZM115 251V252H114ZM120 251V252H118ZM132 251V252H131ZM137 251V252H136ZM192 251V252H191ZM250 251V252H249ZM118 252V253H117ZM131 252V253H130ZM136 255H135V253ZM167 252V250H166ZM163 253L167 255V253ZM207 252V253H206ZM209 252V253H208ZM237 252V253H236ZM121 253V254H120ZM248 253V255H247ZM250 253V254H249ZM17 254V252H16ZM31 254V255H30ZM207 254V255H206ZM235 254V255H234ZM81 255V256H80ZM101 255V256H100ZM117 255V256H116ZM126 255V256H125ZM144 255V256H143ZM249 255H250V259H249ZM254 258H253V256ZM43 256V257H41ZM116 258H114V257ZM120 256V257H119ZM130 256V257H129ZM141 256V257H140ZM233 256V257H232ZM105 257V258H104ZM139 260H138V258ZM160 257V256H159ZM7 256L2 257L1 261L2 264H5ZM92 258V259H91ZM98 258V259H97ZM112 258V259H111ZM118 258V259H117ZM123 260H122V259ZM136 258V259H135ZM144 258V259H143ZM56 259V260H55ZM246 259V260H244ZM67 260V261H66ZM102 260V261H101ZM144 260H146V263L144 262ZM159 260V259H158ZM162 260V259H161ZM233 260V261H230ZM248 260V261H247ZM57 261V262H56ZM101 261V262H99ZM117 261V262H116ZM128 261V262H127ZM134 261V262H133ZM226 261V263L224 262ZM248 263H247V262ZM4 262V263H3ZM39 262V263H38ZM98 262V263H97ZM122 262V263H121ZM246 262V263H245ZM159 264H161V261L159 260Z\"/></svg>", "mask_w": 264, "mask_h": 264}, {"label": "bare ground", "instance_id": "bare-ground-1", "mask_svg": "<svg viewBox=\"0 0 264 264\" xmlns=\"http://www.w3.org/2000/svg\"><path fill=\"white\" fill-rule=\"evenodd\" d=\"M5 0H0V7H3V5L5 6V3H4ZM18 1V0H17ZM77 1V0H76ZM105 1V0H104ZM118 1V0H117ZM135 1V0H134ZM133 1V2H134ZM170 0H168L169 2ZM172 1V0H171ZM203 1H206V0H203ZM249 0H208L204 5V9L205 11L207 12H215V10L219 13V14H222L223 16L225 15V17L229 18L230 17V21L227 23V25H231L230 29L231 31L229 33H232L233 35H235V39L233 38V40L230 42V41H225L224 39V36H225V33L223 34L222 38H220V40H222V43L220 45H218L217 47V44H216V47L215 48V44H214V47L213 46H207L206 48V62L203 64L205 65V73H207L206 75L208 76V80H209V84L212 85V86H209L211 87L210 91H207V96L204 98V102L202 101V103H205V105L208 103V101H211V100H215V101H218V104L219 107H223L224 105V101L222 100L223 97H229L230 99H235V101L233 102L232 104V110L230 111V113H228L227 115H224V112L226 111L224 108L222 109L221 111V114L218 113L219 117H217V114L216 112L213 110V108L211 107H205L204 104L202 106V108H200L199 110H195V113L192 114V111L194 112V108L192 109V104L187 107H185L184 111H185V114L187 115V118L190 117L191 122H190V126L188 127L187 131L185 132V143H186V148L184 149V154L186 155L185 157H183V161L180 163V167L178 168V170L176 169V166H179V162L177 163V160L172 161V159L174 158H171V160L169 161V156H170V150L168 148V146L166 145V143H170L172 141H175L178 139L179 137V134L180 131H181V128H182V122H181V117L180 115L176 114V113H172L171 116H173L174 114V117H180V118H169L168 116H166L164 119L166 120L165 123L162 125L163 128L161 129L162 131H160V133L158 134V146L155 147V149H153L154 153H156L159 157L158 159H156V161H160L159 164H155V167L157 169L156 172H158V175H162L163 179H162V182H160L161 180L158 181L155 180V177L151 180H148V174L149 172L151 171V168L148 167L146 168V174L144 176V180L145 181V194L147 195L146 196V200L145 202L143 203V207L145 208H148L147 209V212H146V217H145V220L144 222H140L142 218H144L143 215H140V216H136V217H133L129 220L128 224L126 225V230H127V233H130V237L131 238H136V240H133V243L135 244V246H133L134 248H138V246H142V245H139L142 243L141 240H144L145 242V245H146V240L149 239L150 241V251L147 252V251H144V255L145 257H148L149 255H151V260H155L156 263L155 264H159V260L161 261V264H174L173 262V258L177 257H181V256H184L183 254V251L185 250L184 248L186 247L185 244L187 242H189V239L191 241L194 242V245H196L197 243H199L198 241L202 242V246L200 245L199 248L201 250H204V251H200L199 253H204L206 251V249L208 248L209 249V254H214L213 256H210L209 258L210 259H214L216 257L217 254L220 255V257H222L223 259H226L228 260L229 258V255L231 256L233 253H234V250H233V247L234 246H237V244L240 243V240L241 238L243 237H247V231L250 230V227L252 228V234H250L251 236L249 237L250 240L248 241L249 243V250L251 251V253H254L256 255H261L262 256V264H264V144L263 142L261 141V138H259L258 142H256V139L254 140V133L256 132V135H258L259 130L260 128L258 127V125H262L261 127H264V100L262 97H264V32L260 34L259 36V40L258 38L256 39V35L253 39V36L252 34L248 35V43L247 42H244L243 45L239 44L236 45L237 43L235 42L237 40V38H241L243 37L242 35H239V29L243 30L245 32L246 28L245 26H243L240 21L243 19V16L242 14H245V11H248L249 10V6L247 5V2ZM12 2V1H11ZM33 2V1H32ZM31 2V3H32ZM45 2V1H44ZM80 2L82 3H85V0H81ZM94 2V1H93ZM139 2V1H138ZM188 2V0H187ZM254 2V10L257 14H260L261 15L264 13V6L263 5H258L259 2H263L264 4V0H253ZM252 2V3H253ZM10 3V2H8ZM41 3V2H40ZM48 3V2H47ZM66 3V2H65ZM79 3V2H78ZM119 3V2H118ZM251 3V2H249ZM12 4V3H11ZM16 4V3H14ZM42 4V3H41ZM40 4V5H41ZM52 4V3H51ZM58 4V2H57ZM76 4V3H75ZM74 2H67L66 5L64 6V10L66 11L69 19L67 20L66 24L60 28V41H59V44H58V47L54 50V53L53 55H55V57H57L58 59H54L55 61L53 62V67L55 69V72L56 75L57 74H60V72H63L65 70V59H66V52L64 51L65 48H64V44H65V41L67 40V37H68V27L70 29V26L72 25L70 22L72 20V18H74L72 15H75L79 9H75L74 6H75ZM108 4V3H107ZM117 4V3H116ZM128 4V3H127ZM175 4H178V3H175ZM202 4V2H201ZM208 4V5H207ZM7 5V4H6ZM13 5V4H12ZM10 5L13 8V6ZM31 5H34V4H31ZM30 5V6H31ZM47 5V4H46ZM84 5V4H83ZM87 5V4H86ZM109 5V4H108ZM121 6L122 3L120 4ZM140 5V4H139ZM199 5V4H198ZM37 6V5H36ZM80 6V4H79ZM106 6V5H104ZM120 6V7H121ZM142 6V5H141ZM155 6V5H154ZM173 6V5H172ZM8 7V6H7ZM32 7V6H31ZM46 7V6H45ZM77 7V6H75ZM108 7V6H107ZM110 7V6H109ZM143 7V6H142ZM141 7V8H142ZM150 7V6H149ZM148 7V8H149ZM166 7V6H165ZM194 8L191 9L192 13H191V17L194 16L195 18V15H196V12H197V8L195 6H193ZM199 7V6H197ZM37 8V7H36ZM49 8V7H48ZM115 8V6H114ZM116 8H119V6ZM115 8V9H116ZM145 9L146 6L144 7ZM177 8H179V4L177 6ZM190 8V7H189ZM202 8V7H201ZM2 9V8H1ZM0 9V10H1ZM12 9L10 11H12ZM45 9V8H44ZM51 9V8H50ZM62 9V8H61ZM126 9V8H125ZM140 10V8H138ZM137 9V10H138ZM144 9V10H145ZM152 9V8H151ZM187 9V8H186ZM203 9V8H202ZM3 10V9H2ZM17 10V9H16ZM33 11V9H31ZM41 10V9H40ZM111 10V9H110ZM114 10V9H113ZM123 10V8H122ZM121 10V11H122ZM142 10V9H141ZM140 10V12H142ZM5 11V10H4ZM21 11V10H20ZM36 11V10H35ZM47 11V10H46ZM49 11V10H48ZM57 11V10H55ZM90 11V10H89ZM103 11V10H102ZM120 9H118V11L113 14H115L113 17L111 15V20L110 22L108 23V28H107V38L109 40V37H113L115 34H118L120 33L119 29H120V17L122 16V13ZM127 11V9H126ZM134 11V10H133ZM149 11V10H148ZM190 12V10H188ZM2 11H0V16L2 15L1 14ZM9 12V10H8ZM19 12V10H18ZM17 12V15L19 16ZM43 12V11H42ZM50 12V11H49ZM96 12V11H95ZM113 12V11H112ZM131 12V11H130ZM136 12V11H134ZM132 12V13H134ZM139 12V13H140ZM146 12V10L144 11ZM150 12H152L150 10ZM202 12V11H201ZM200 12V13H201ZM259 12V13H258ZM6 13V11L4 12ZM12 13V12H10ZM9 13V14H10ZM15 13V12H14ZM54 13V12H53ZM60 13V12H59ZM139 13H136L138 14L139 16ZM148 13V12H147ZM153 13V12H152ZM176 13V12H175ZM217 13V14H218ZM240 13L241 16L238 14ZM13 14V13H12ZM16 14V13H15ZM22 14V12H21ZM29 14V13H28ZM41 14V13H40ZM43 14H45L43 12ZM42 14V15H43ZM79 14V13H77ZM80 14H82V12H80ZM102 14H105L102 12ZM125 13H123L124 15ZM131 14V13H130ZM128 14V15H130ZM145 14V13H144ZM179 14V13H178ZM27 15V14H26ZM30 15V14H29ZM33 15V14H32ZM56 15V14H55ZM54 15V16H55ZM135 15V14H134ZM151 15V14H150ZM227 15V16H226ZM16 16V15H15ZM17 16V17H18ZM24 15L22 14V19L24 18L23 17ZM51 16V14H50ZM72 16V17H71ZM83 16V14L81 15ZM98 16V15H97ZM102 16V15H101ZM136 16V15H135ZM219 16V15H218ZM217 16V17H218ZM27 17V16H26ZM59 17V16H58ZM106 17V16H104ZM137 17V16H136ZM143 17V16H142ZM153 17V16H152ZM151 17V19H152ZM186 17V16H185ZM190 17V18H191ZM13 18V17H12ZM30 18V16H29ZM40 18V17H39ZM42 18H44L42 16ZM46 18V17H45ZM51 18V17H50ZM82 18V17H80ZM84 18V17H83ZM124 18V17H123ZM132 18V17H131ZM147 18V17H146ZM193 18V17H192ZM11 19V18H10ZM20 19V18H19ZM28 19V18H27ZM26 19V20H27ZM59 19V18H58ZM105 19V18H104ZM174 19V18H173ZM231 19H232V22H231ZM2 19L0 18V21ZM6 20V19H5ZM33 20V18H32ZM30 20V22L32 21ZM39 20V19H38ZM52 20V19H51ZM50 20V21H51ZM55 20V19H53ZM52 20V21H53ZM78 20V19H76ZM82 21V19H80ZM89 20V19H88ZM129 20V19H128ZM127 20V21H128ZM160 20V18H159ZM164 20V19H163ZM240 20V21H239ZM4 21V20H3ZM17 20H15L16 22ZM21 21V20H20ZM35 20H33L34 22ZM44 21V20H43ZM49 21V22H50ZM74 21V20H73ZM86 21V20H85ZM126 21V20H125ZM131 21V20H130ZM132 21H135V20H132ZM131 21V22H132ZM149 21V20H148ZM153 22V20H151ZM155 21V20H154ZM158 21V20H156ZM155 21V24L157 26L158 22L156 23ZM161 21V20H160ZM256 21H258L256 19ZM10 22H12L14 24V22L11 20ZM19 22V21H18ZM26 22V21H25ZM45 22V21H44ZM79 22V20H78ZM152 22L150 23L151 25H155L154 23L152 24ZM2 23V21H1ZM35 23V22H34ZM41 23V22H40ZM53 22H51L52 24ZM56 23V22H55ZM62 23V21H61ZM83 23V22H82ZM85 23V22H84ZM97 23V22H96ZM129 23V22H128ZM137 23V22H136ZM148 23V24H149ZM161 23V22H159ZM164 23V22H163ZM231 23V24H230ZM7 21H6V25H7ZM12 24V25H13ZM45 24V23H44ZM71 24V25H70ZM79 24V23H78ZM135 24V23H133ZM146 24V27H148ZM189 24V23H188ZM219 24V18L216 19V21H211L210 22V26H214L216 27L217 25ZM2 25V24H1ZM43 25V24H42ZM42 25H41V28H42ZM53 25V24H52ZM70 25V26H69ZM76 25V23L74 24ZM81 25V23H80ZM123 25V24H122ZM142 25V24H141ZM145 25V24H144ZM161 25V24H160ZM158 24V26H160ZM242 25V26H241ZM5 26V25H4ZM26 26V25H25ZM68 26V27H67ZM73 26V25H72ZM81 26H84L86 27L84 24H82ZM99 26V25H97ZM129 26H131L129 24ZM135 26V25H134ZM169 26V25H168ZM196 26V25H195ZM12 27V26H11ZM15 27V26H14ZM24 27V26H23ZM22 27V28H23ZM28 27V26H27ZM55 27V26H54ZM57 27V26H56ZM83 27V28H84ZM123 27V26H122ZM126 27V26H125ZM145 27V28H146ZM152 27V26H149V28ZM161 27V26H160ZM159 27V29H160ZM181 27L182 25L180 26L178 22H175L173 23L172 25H170V27L168 28L169 31L167 32V37H166V40H164V43H161V46L159 48H161L163 50L164 48V51L166 53H171V51L173 52L174 51V48H175V43H174V46L172 44V40L179 36L180 33H181ZM184 27V26H183ZM192 27V26H191ZM194 27V26H193ZM1 28V26H0ZM2 28L4 29V27L2 26ZM16 28V27H15ZM31 28V27H30ZM34 28V26H33ZM75 29V27H71V30L72 29ZM82 28V27H81ZM82 28V29H83ZM128 28V26H127ZM129 28H132V27H129ZM135 28H138V27H133ZM139 28H141L139 26ZM154 28V27H153ZM162 28V27H161ZM165 28V27H164ZM219 28V27H218ZM217 28V29H218ZM261 28V27H260ZM12 29V28H11ZM80 29V28H79ZM80 29V32L81 30ZM144 30V27L142 28ZM156 29V28H155ZM167 29V30H168ZM183 29V28H182ZM189 29V27H188ZM201 29V27H200ZM10 30V29H9ZM7 30V31H9ZM31 29H25L22 31L21 34V40L22 42H19V44H21V47L20 49H16L15 51H13L11 49V44H12V39L13 37L12 36H15L14 34H11L10 31L8 33H6V31H2V33H5L6 36H8V41L7 43L5 42H0V102H1V99H7V103L6 105L8 106L9 103H11V101H14L18 99L20 100V97L21 95H19V92L15 89V87L12 89L10 86L13 85V81H12V77H10V74L12 72L11 70V66H13L15 63L14 61V56L13 54L15 55H18L20 57V61L21 62V66L25 69L24 71V80L22 79V81H24V85H26V88H24V93L23 95L25 96H29L31 93H32V89L30 88V84H31V80L32 78H35V76L33 75L34 74V70L36 69V66L34 68V64H35V60L37 59L36 56H34L35 54V49L34 47L32 46L33 43L31 44V42L29 43V40H30V36H31ZM40 30V29H39ZM54 30V29H53ZM76 30V29H75ZM78 30V29H77ZM129 30V29H128ZM132 30V29H130ZM134 30V31H135ZM148 29H146L147 31ZM152 30V29H150ZM187 30V29H186ZM203 30V29H202ZM127 31V30H126ZM134 31H130V32H134ZM139 31V29L137 30ZM149 31V30H148ZM147 31V32H148ZM154 31L156 30H153V33ZM159 31V30H158ZM166 31V30H165ZM190 31V30H189ZM199 31V30H198ZM219 31V29H218ZM218 31L216 32V34H214V37L215 35H217L218 37H220L219 32ZM249 31V30H248ZM261 31V30H260ZM264 31V30H263ZM12 32V31H11ZM20 32V31H19ZM42 32V31H41ZM72 32V31H71ZM74 32V31H73ZM78 32V31H77ZM129 32V31H128ZM142 32V31H141ZM163 32V31H162ZM193 32V31H192ZM1 33V34H2ZM135 33V32H134ZM140 33V32H139ZM148 33H151L150 31ZM185 33V32H184ZM202 33V32H201ZM200 33V34H201ZM40 34V33H39ZM75 34V32L73 33ZM80 34V33H79ZM84 34V33H82ZM156 34V32H155ZM242 34V33H241ZM106 35V34H105ZM111 35V36H110ZM139 35V34H138ZM142 35V34H141ZM154 35V34H153ZM152 35V37H153ZM186 35V39H187V32L184 34ZM183 35V32H182V35L181 36H184ZM204 35V34H203ZM20 36V35H19ZM40 36V35H39ZM54 36V35H53ZM57 36V35H55ZM54 36V37H55ZM73 36V35H72ZM109 36V37H108ZM121 36V34L119 35ZM123 36V35H122ZM131 36V35H130ZM150 34H149V39H150ZM154 36H157L154 35ZM159 36V35H158ZM191 39H193L194 36L192 35H188ZM202 36V35H201ZM217 36L215 38H217ZM257 36V37H258ZM1 37V36H0ZM38 37V36H37ZM84 37V36H83ZM116 36H114L113 38H115ZM199 37V36H198ZM203 37V36H202ZM207 37V35H206ZM213 37V38H214ZM226 37H228L226 35ZM2 38V37H1ZM18 38V37H17ZM16 38V39H17ZM36 38V37H35ZM40 38V37H39ZM38 38V39H39ZM44 38V37H43ZM88 38V37H87ZM99 38V37H98ZM97 38V39H98ZM154 38V37H153ZM157 38V37H156ZM197 38V36L195 37ZM210 38V37H209ZM212 38V37H211ZM210 38V40H211ZM239 38V40H240ZM19 39V38H18ZM37 39V40H38ZM53 39V38H52ZM79 39V38H78ZM77 39V40H78ZM117 39V38H116ZM115 39V40H116ZM121 39V38H120ZM128 39V40H127ZM132 39V37H131ZM139 39V37H138ZM141 39V38H140ZM147 38V35H145V32L143 33V36H142V45H145L147 44L150 40ZM152 39V38H151ZM164 39V38H163ZM162 39V40H163ZM185 39V40H186ZM191 39V40H192ZM208 39V38H207ZM219 39V38H217ZM229 39V38H228ZM226 39V40H228ZM2 40V39H1ZM33 40V38H32ZM85 40V39H84ZM112 40V39H111ZM123 40H127L129 41V37L128 38H124ZM136 40V39H135ZM176 40V39H175ZM181 40V38H180ZM195 40V39H194ZM193 40V41H194ZM219 40V42H220ZM231 40V39H230ZM14 41V40H13ZM40 41V40H39ZM42 42H44L43 40H41ZM53 41H56V40H53ZM74 41V40H73ZM78 41H82V40H78ZM99 41V40H98ZM97 41V42H98ZM105 41V40H104ZM119 41V40H117ZM134 41V40H133ZM156 40H154L155 42ZM158 41V39H157ZM184 41V40H183ZM183 41H178L177 43L179 44H182L181 46H184V43ZM188 41H189V38H188ZM192 41V42H193ZM198 41V40H197ZM212 41H214L212 39ZM238 41V40H237ZM36 42V41H35ZM85 42V41H84ZM95 42V41H94ZM112 42V41H111ZM113 42L115 43V41L113 40ZM112 42V43H113ZM121 42H124V41H120ZM130 42V41H129ZM160 42V41H159ZM185 42V41H184ZM242 42V40H241ZM240 42V43H241ZM72 43V47L74 46V43ZM77 43V42H76ZM113 43V44H114ZM118 42V46L120 44ZM128 43V42H127ZM131 43V42H130ZM133 43V42H132ZM132 43L130 44L132 46ZM137 42H135V45ZM150 43V42H149ZM148 43V44H149ZM195 43L196 40H195ZM14 44V42H13ZM36 43H34L35 45ZM40 44V43H39ZM46 44V43H45ZM55 44L57 43H54V46ZM84 44V43H83ZM116 44V43H115ZM125 44V43H124ZM129 44V43H128ZM151 44H153L151 42ZM159 44V43H158ZM158 44L155 43L156 46H159ZM186 44V43H185ZM199 44V43H198ZM203 44V43H202ZM213 44V43H212ZM211 44V45H212ZM37 45V44H36ZM42 45V44H41ZM39 45V46H41ZM66 45V44H65ZM70 45V44H69ZM77 45V44H76ZM80 45V44H79ZM85 45V44H84ZM107 45H110V44H107ZM107 45L105 44L106 48H107V53H110L108 51H110L107 47ZM123 45V44H122ZM121 45V46H122ZM129 45V46H130ZM150 45V44H149ZM188 47L185 48L186 51L184 54H186L187 56H189L188 59H185L183 58V55L181 56V54H178V52H176L177 54H174V58L173 60L170 58L171 61V64L174 63V65L176 64L178 70H180V76H182L181 78H185V77H190V76H193L196 72V66H195V61H193L194 58L198 57L197 54V48L199 49V47L195 46L194 44L192 43H187ZM222 45H225V49H223V46ZM19 46V45H18ZM38 46V45H37ZM39 46L37 47V49L39 50ZM46 46V45H45ZM81 46V45H80ZM112 46V44H111ZM114 46V45H113ZM117 46V47H118ZM222 46V47H221ZM43 47V46H42ZM51 47H52V44H51ZM77 47V46H76ZM75 47V48H76ZM88 47V46H87ZM96 47V46H95ZM127 47V46H125ZM134 47V46H133ZM139 47H140V41H139ZM143 47V46H142ZM141 47V48H142ZM145 47V46H144ZM147 47V46H146ZM145 47V48H146ZM179 47V46H178ZM177 47V48H178ZM185 47V46H184ZM15 48V47H14ZM48 48V47H47ZM46 48V49H47ZM68 48V47H67ZM97 48V47H96ZM105 48V49H106ZM113 48V47H112ZM140 48V49H141ZM157 48V47H156ZM44 49V50H46ZM88 49V48H87ZM115 49V48H113ZM135 49V48H134ZM151 49V48H150ZM160 49V50H161ZM182 49V47H181ZM184 49V48H183ZM184 49V50H185ZM222 49L223 52H224V55L227 53L226 57L225 56H222V55H218V52L216 53L215 51L216 50H220ZM42 50V49H41ZM67 50V49H66ZM81 50V49H80ZM96 50V49H95ZM118 50V49H117ZM124 50V49H123ZM127 50V49H126ZM142 50V49H141ZM140 50V52H142ZM143 50H146V49H143ZM51 51V50H50ZM88 51V50H87ZM113 51V50H112ZM121 51V49H120ZM129 51V50H128ZM126 51V52H128ZM181 51V50H180ZM200 51V50H199ZM40 52V51H39ZM86 52V51H85ZM99 51H97L98 53ZM122 52V51H121ZM133 52V51H132ZM139 52V54H140ZM42 53H46V52H42ZM52 53V52H51ZM81 53V52H80ZM88 53V52H87ZM91 53V52H90ZM103 54V50L101 52ZM100 53V54H101ZM104 54L105 56L107 55ZM138 53V52H137ZM150 53V52H149ZM154 53V52H153ZM180 53V52H179ZM204 53V54H205ZM77 54V53H76ZM86 54V53H84ZM116 54V53H115ZM129 58L131 57V53L129 52ZM45 56V54H43ZM79 55V54H78ZM82 55V54H81ZM98 55V54H97ZM123 55V54H121ZM147 55V54H146ZM151 55V54H150ZM153 55V54H152ZM41 56V55H40ZM48 56V54H47ZM87 56V55H86ZM93 56V55H92ZM101 55H99V58H100ZM109 56V54H108ZM115 56V55H114ZM135 57H138L134 54ZM141 56V55H140ZM167 56V54H166ZM204 56V55H203ZM17 57V56H16ZM15 57V58H16ZM36 59H35V58ZM85 57V55H84ZM127 55H126V58H128ZM152 57V56H151ZM150 57V58H151ZM173 57V56H171ZM44 58V57H42ZM41 58V59H42ZM68 58V56H67ZM72 58V57H71ZM123 58V56H122ZM134 58V57H133ZM133 58H130L133 59ZM154 58V57H153ZM73 59V58H72ZM76 59V55H75V58L74 60ZM110 59V58H108ZM120 59L121 58H116L114 57V59H112V62L113 64H115V66L117 65L118 66V69L120 68L119 65L123 64V63H118L120 62ZM135 59V58H134ZM138 59V58H137ZM169 59V58H168ZM16 60V59H15ZM69 60V59H68ZM72 60V61H74ZM78 60V58L76 59V61ZM107 60V59H106ZM105 60V61H106ZM129 60V59H128ZM151 60V59H149ZM17 61V60H16ZM38 61V59H37ZM49 61V60H48ZM70 61V60H69ZM83 62L84 61V58L82 60ZM96 61V60H95ZM127 61V59H126ZM202 61V60H200ZM205 61V59L203 60ZM18 62V63H19ZM41 62V61H40ZM75 62V61H74ZM74 62H71V63H74ZM89 62V61H88ZM93 62V61H91ZM99 62V61H98ZM116 62V63H114ZM140 62V61H139ZM138 62V63H139ZM145 62V60H144ZM149 62V61H148ZM163 62V61H162ZM17 63V62H16ZM70 63V62H69ZM70 63V64H71ZM77 63V62H76ZM108 63V62H107ZM137 63V62H135ZM137 63V64H138ZM201 63V62H200ZM51 64V63H50ZM81 64V63H79ZM86 64V63H85ZM91 64V63H90ZM99 64V63H98ZM111 64V63H110ZM109 64V66H110ZM134 64V63H133ZM227 64V65H226ZM72 65V64H71ZM131 65V64H130ZM162 65V64H161ZM226 65V67L224 66ZM69 66V64H68ZM75 66V65H74ZM78 66V65H77ZM81 66V65H79ZM108 65L106 64V66L104 67H107ZM123 68L124 69H127L129 67H127V63H124L123 65ZM14 67V66H13ZM90 67H92L90 65ZM103 67V66H102ZM113 67V65H112ZM132 67V66H131ZM163 67V66H162ZM175 67V66H174ZM200 67V66H199ZM225 67V68H223ZM41 68V67H40ZM44 68V67H43ZM50 68V67H49ZM75 67H73L74 69ZM77 68V67H76ZM81 68V67H79ZM78 68V69H79ZM97 68V67H96ZM48 69V68H47ZM77 69V70H78ZM88 69V67H87ZM103 69V68H102ZM134 69V67H133ZM132 69V70H133ZM137 69V68H136ZM160 69V68H158ZM198 69V68H197ZM203 69V68H202ZM38 70V68H37ZM69 70V69H67ZM76 70V71H77ZM109 70V69H108ZM114 70V69H113ZM174 70V69H173ZM40 71V69H39ZM53 71V69H52ZM72 71V70H71ZM74 71V70H73ZM80 71V70H79ZM91 71V70H90ZM99 71H100V68H99ZM107 71V70H106ZM131 71V70H130ZM202 71V70H201ZM14 72V71H13ZM16 72V71H15ZM21 72V70H20ZM23 72V71H22ZM38 72V71H37ZM45 73V71L43 70L42 73ZM50 72V71H49ZM59 72V73H58ZM92 72V71H91ZM112 72V71H111ZM127 72V71H126ZM165 72V71H164ZM171 72V70H170ZM173 72V71H172ZM203 72V71H202ZM223 72L224 73V76L226 74L227 77L229 78H233L231 84H233V89H235L236 92L234 93H231V91L228 90L227 87L224 88V86H222V83H219V78L220 76L222 75L223 76ZM17 73V72H16ZM40 74V72H38ZM64 73V72H63ZM74 73V72H73ZM117 73V72H116ZM153 73V72H152ZM160 74V71L158 72ZM168 73V72H167ZM166 73V75H167ZM37 74V73H36ZM48 74V73H47ZM51 72H50V76H51ZM67 74V72H66ZM72 74V73H71ZM76 75V73H74ZM93 76H94V73H92ZM110 74V73H109ZM108 74V75H109ZM121 74V73H120ZM128 74H131V72L129 73H122L121 75H118L116 77H113L110 81H104V78L103 79H98L96 80L95 79V83L93 85L92 83V88H91V91H89V95H86V92H84V94L86 96H88L87 100H88V104L90 102V104H95V102L98 100V98H102V103L98 104L96 107L98 106H102L99 111V119L98 121L96 122L97 123V131H96V134L90 139L88 140V143L81 148V151L79 152V156L81 155L83 157L82 159V162L83 164L81 163L82 165V171L85 172V162L88 163V167H94V169L92 168H88L86 169V178H84L85 180H81L82 182L79 183V189L80 190V193L83 194L85 193V184L86 182L89 184L91 181L94 182L95 184L99 185L101 182H103L104 180V173H103V168L104 165L106 168H108V174H109V177L108 179L110 180V184L106 187V189H104V186L101 187V189L105 190V196L104 198L102 199V202L104 203H107L106 201L108 200V203H110V207H118L116 205H122V203L124 202L123 201V196H122V191L126 188H127V191L130 193H132L134 190L132 188H128V187H123L122 189V186L117 179H115V172L116 170H114V159L115 158H111V155H112V152L111 150L114 149V147L116 146H113L115 142H117L120 138L117 139V136L116 135H113L112 137H104L105 136V132H107V124H105L102 120L103 118H106L107 119L109 118V120H112L113 123L115 122H121V119H122V116H124V113H123V100L124 98L120 96V90L119 89H116L115 93H104L103 92V89L101 88L102 84H105V86H107L109 83H110V86L114 83V85H123L125 87L129 86V84L131 83L130 82V79H129V75ZM137 74V73H136ZM145 74L146 72H143L141 71V69H138V76H141V77H145ZM162 74V73H161ZM17 75V74H16ZM53 75V74H52ZM73 75V74H72ZM78 75V74H77ZM82 75V74H80ZM102 75H105V74H102ZM205 75V76H206ZM19 76V75H18ZM34 76V77H33ZM55 76V75H54ZM58 76V75H57ZM92 76V75H91ZM137 76V75H136ZM158 76V75H157ZM156 76V77H157ZM162 77V75H160ZM165 76V75H164ZM168 76V75H167ZM174 76V75H173ZM221 76V77H222ZM16 77V80L18 79L17 76ZM39 77V76H38ZM159 77V76H158ZM177 77V75H176ZM226 77V78H227ZM43 78V76H42ZM66 78H67V75H66ZM71 78V77H70ZM78 78V77H77ZM87 78V77H86ZM89 78H90V75H89ZM88 78V79H89ZM100 78V77H99ZM133 78V77H132ZM151 78V77H150ZM179 78V77H178ZM39 79V78H38ZM46 79V78H45ZM106 79V78H105ZM140 79V78H139ZM175 79V78H174ZM177 79V78H176ZM186 79V78H185ZM203 79V78H201ZM27 80V82H26ZM34 80V79H33ZM40 80V79H39ZM38 80V81H39ZM84 80V79H83ZM91 80V79H90ZM141 80V79H140ZM151 80V79H150ZM159 80V79H157ZM165 80V78H164ZM183 80V79H181ZM193 80V79H192ZM222 80V79H221ZM53 81H56V79H54ZM60 81V79H59ZM78 81V80H77ZM82 81V80H81ZM87 81V80H86ZM138 81V80H137ZM136 81V82H137ZM163 81V80H162ZM46 82V81H45ZM48 82V81H47ZM46 82V83H47ZM80 82V81H79ZM94 82V81H92ZM134 82V81H133ZM153 82V81H152ZM168 82V81H167ZM180 82V81H179ZM193 82V81H192ZM222 82V81H221ZM226 82V81H225ZM84 83V82H83ZM173 83V82H171ZM175 83V81H174ZM38 84V83H37ZM72 84V83H71ZM77 84V83H76ZM87 84V83H86ZM89 84V83H88ZM201 84V82H200ZM208 84V83H207ZM225 84V83H224ZM48 85V84H47ZM51 85H54V84H51ZM81 85V84H80ZM112 85V86H114ZM133 84H131L132 86ZM146 85V84H145ZM156 85V84H155ZM33 86V85H32ZM147 86V85H146ZM173 86V85H172ZM198 86V85H197ZM58 87V85H57ZM81 87V86H80ZM79 87V88H80ZM84 87V86H83ZM109 87V86H108ZM140 87V86H139ZM157 87V85H156ZM199 87V86H198ZM208 87V86H207ZM38 88V87H37ZM62 88V87H61ZM60 88V89H61ZM64 88V86H63ZM62 88V89H63ZM76 88V87H75ZM89 88V86L87 87V89ZM120 88V87H119ZM141 88V87H140ZM203 88V87H202ZM237 88V89H236ZM45 89V88H44ZM85 89V88H84ZM133 89V88H132ZM144 89V88H143ZM209 89V88H208ZM77 90V89H76ZM106 90V89H105ZM108 90V89H107ZM141 90V89H140ZM139 90V91H140ZM40 91V90H39ZM44 91V90H43ZM67 91V90H66ZM85 91V90H84ZM102 91V92H101ZM110 91V90H109ZM122 91V90H121ZM138 91V92H139ZM176 91V89H175ZM179 91V89H178ZM238 91V92H237ZM46 92V91H45ZM53 92V90H52ZM83 92V91H82ZM81 92V93H82ZM123 92V91H122ZM130 92V90H129ZM135 92V91H134ZM196 92V91H195ZM40 93V92H39ZM56 96H63L65 95L64 94V90L62 91H56L55 92ZM76 93V92H75ZM88 93V92H87ZM102 93V94H101ZM104 93V95H103ZM124 93V92H123ZM144 93V91L142 92ZM189 93V92H188ZM203 93V92H202ZM35 94V93H34ZM44 94V93H43ZM42 94V95H43ZM51 94V93H50ZM49 94V96H50ZM74 94V93H73ZM79 94V93H78ZM176 94V92H175ZM182 94V92H181ZM225 94V95H224ZM19 95V96H18ZM122 95V94H121ZM178 95V94H176ZM195 95V94H194ZM18 96V97H17ZM36 96V95H35ZM56 96L54 98H56ZM129 96V94H128ZM126 95V98L128 97ZM202 96V94H201ZM46 97V100L47 99V96ZM51 97V96H50ZM49 97V98H50ZM78 97V96H77ZM130 97V96H129ZM142 97V96H141ZM178 97V96H177ZM183 97V96H182ZM63 98V97H62ZM61 98V99H62ZM76 98V97H74ZM84 98V97H83ZM83 98H80V99H83ZM99 98V99H100ZM134 98V97H133ZM174 98V97H173ZM262 98V100H261ZM34 99V98H33ZM42 99V98H41ZM44 99V98H43ZM60 99V97L58 98ZM22 105H21V108H20V115L18 117V119H16V123H17V128H18V131L15 133V135H18V139L20 138L21 139V136L22 134L21 133V126H24L26 127L29 123V118L32 116L29 117V110L32 108L31 104L28 103V101L26 100H23V97H22ZM37 100V98H36ZM56 100V99H55ZM71 100V99H70ZM188 100V98H187ZM190 100V99H189ZM195 100V98H194ZM30 101V100H29ZM35 101V100H33ZM49 101V100H48ZM62 101V100H61ZM64 101V99H63ZM73 101V99H72ZM81 101V100H80ZM140 101V100H139ZM184 101V100H183ZM197 102V100H195ZM215 101H213V104L215 103ZM233 101V100H232ZM16 102V101H15ZM40 102V101H38ZM37 102V103H38ZM65 102V101H64ZM63 102V103H64ZM71 102V101H70ZM83 102V101H82ZM98 102V101H97ZM101 102V101H99ZM219 102H223L222 104H220ZM2 103V102H1ZM41 103L42 100H41ZM40 103V104H41ZM73 103V102H72ZM128 103V101H127ZM4 104V103H3ZM51 104V103H50ZM78 104V103H76ZM133 104V103H132ZM187 104V103H186ZM1 105V104H0ZM20 105V104H19ZM62 105V104H61ZM60 105V106H61ZM127 105V104H126ZM129 105V104H128ZM137 105V104H136ZM144 105V104H143ZM151 105V104H150ZM198 105V103H197ZM201 105V104H200ZM212 105V104H211ZM47 106V105H46ZM63 106V105H62ZM77 106V105H76ZM94 106V105H93ZM139 106V104H138ZM137 106V107H138ZM176 106V105H175ZM215 106V104H214ZM2 107H6V106H2ZM17 107V106H16ZM15 107V109H16ZM33 107H35L33 105ZM48 107V106H47ZM64 107V106H63ZM82 107V106H81ZM90 107V106H89ZM99 107V108H100ZM216 107V106H215ZM68 108V107H67ZM76 108V107H75ZM175 108V107H174ZM173 108V109H174ZM197 108V107H196ZM14 109V108H13ZM18 109V108H17ZM94 109V107H93ZM98 109V108H97ZM126 109V107H125ZM169 109V108H168ZM220 109V108H219ZM4 110V109H3ZM19 110V109H18ZM39 110H40V107H39ZM42 110V109H41ZM60 110V109H59ZM69 110V109H68ZM74 110V109H73ZM83 110V109H82ZM89 110V109H88ZM87 110V112H88ZM96 110V109H95ZM150 110V109H149ZM155 110V109H154ZM16 110H14L15 112ZM35 111V110H34ZM48 111V110H47ZM90 111V110H89ZM183 111V110H181ZM197 111V112H196ZM220 111V110H219ZM17 112V111H16ZM32 112V111H31ZM39 112V111H38ZM41 112V111H40ZM52 112V111H51ZM84 112V111H83ZM82 112V113H83ZM174 112V110H173ZM179 112V111H178ZM18 113V112H17ZM37 113V112H36ZM69 113V112H68ZM71 113V112H70ZM77 113V112H76ZM80 113V112H79ZM143 113V111L141 112ZM170 113V112H169ZM182 113V112H181ZM180 113V114H181ZM188 113V114H187ZM227 113V112H226ZM1 114V112H0ZM74 114V113H73ZM90 114V113H89ZM95 114V113H94ZM98 114V113H96ZM192 114V115H191ZM5 115L6 117H11L12 113H11V109L9 108V106L6 108L5 110V113L2 114V116ZM44 115V114H43ZM70 115V114H69ZM167 115V114H166ZM170 115V114H169ZM4 116V117H5ZM37 116V115H36ZM40 116L42 117V114H40ZM39 116V117H40ZM57 116H61V115H57ZM56 116V117H57ZM77 116V115H76ZM125 116H126V119H123V121L125 122V124L128 125V121L132 122V123H139L138 121V114H137V110L135 108L134 105H130L128 108H127V111L125 110ZM147 116V114H146ZM149 116V115H148ZM13 117H14V114H13ZM75 117V116H74ZM78 117V116H77ZM86 117V116H85ZM93 118V116H91ZM32 118V117H31ZM90 118V117H89ZM140 118V117H139ZM150 118V116H149ZM163 118V117H162ZM12 119V118H11ZM77 119V118H76ZM82 119V117H81ZM95 119V118H94ZM97 119V118H96ZM1 120V119H0ZM13 120V119H12ZM40 120V118H39ZM66 120V118L64 119ZM72 120H74L72 118ZM128 120V121H127ZM140 120H142V118H140ZM146 120V118H145ZM3 121V120H2ZM36 121V120H35ZM49 121V120H48ZM91 121V119H90ZM13 123V121H11ZM47 122V121H46ZM65 122V121H64ZM75 122V120H74ZM81 122V121H80ZM109 122V121H108ZM146 122V121H145ZM154 122V121H153ZM15 123V124H16ZM34 123V121H33ZM40 123V122H39ZM45 123V121H44ZM56 123V122H55ZM66 123V122H65ZM82 123H84V120H82ZM94 123V124H96ZM48 123H46V126H47ZM50 124V123H49ZM48 124V126H49ZM77 124V123H76ZM81 125V123H79ZM122 124V123H121ZM33 125V124H32ZM52 125V124H51ZM72 125V124H71ZM70 125V126H71ZM111 125V124H110ZM116 125V123H115ZM130 125V124H129ZM134 125V124H133ZM37 126V124H36ZM35 126V127H36ZM44 126V125H43ZM91 127V125H89ZM109 126V125H108ZM125 126V125H124ZM140 126V125H139ZM146 126V125H145ZM15 127V126H13ZM38 127V126H37ZM55 127V126H54ZM257 127L259 128L257 130ZM50 128V127H49ZM48 128V129H49ZM53 128V127H52ZM74 127L72 126V129ZM85 128V127H84ZM109 128V127H108ZM116 128V127H115ZM114 128V129H115ZM118 128V127H117ZM116 128V129H117ZM149 128V127H148ZM147 128V129H148ZM11 129V128H10ZM67 129V127H66ZM113 129V130H114ZM131 129V128H130ZM35 130V129H34ZM39 129H37L38 131ZM45 130V129H44ZM55 130V129H54ZM71 130V128H70ZM75 131V129H73ZM91 130H94V129H91ZM123 130V129H122ZM126 130V129H125ZM151 129H149L147 132H149ZM41 131V130H40ZM72 131V130H71ZM70 131V133H71ZM135 131V129H134ZM142 131H143V128H142ZM141 131V132H142ZM146 131V129H145ZM254 131V133H253ZM121 132V131H120ZM119 132V133H120ZM140 132V133H141ZM152 132V131H151ZM219 132V133H218ZM14 133V132H13ZM12 133V134H13ZM30 133H24L25 134V137L26 136H30ZM57 133V132H56ZM90 133V132H89ZM88 133V134H89ZM112 133V132H111ZM116 133V132H114ZM126 133V132H125ZM124 133V135H125ZM69 134V133H68ZM118 134V133H117ZM219 134V143L220 145L219 146H215V140L217 141L216 139V135ZM34 135V133L32 134ZM49 135V134H48ZM57 135V134H56ZM67 135V134H65ZM79 135V134H78ZM91 135V134H90ZM122 135V134H121ZM128 135V134H126ZM130 135V134H129ZM184 135V134H183ZM264 135V133H263ZM8 136V134H7ZM12 136V135H11ZM35 136V135H34ZM52 136V134H51ZM72 136H74L72 134ZM132 136V135H131ZM133 136H136V135H133ZM261 136V135H260ZM13 137V136H12ZM15 137V136H14ZM36 137V136H35ZM143 137V136H141ZM33 138V136H32ZM75 138V137H74ZM78 138V136H77ZM90 138V137H88ZM130 138V137H129ZM148 138V137H147ZM146 138V139H147ZM27 138H25L26 140ZM44 139V137H43ZM81 139V138H80ZM85 139V138H84ZM83 139V140H84ZM122 139V138H121ZM143 139V138H142ZM9 140V139H8ZM36 140V139H35ZM63 140V139H62ZM73 140V139H72ZM77 140V139H76ZM75 140V142H77ZM11 141V139H10ZM13 141V140H12ZM15 141V140H14ZM28 141V140H27ZM79 141V140H78ZM120 141V140H119ZM125 141V140H124ZM127 141V139H126ZM137 141V140H136ZM141 141V140H140ZM145 141V140H144ZM149 141V140H148ZM148 141H145L143 143L144 145V148H147L148 144ZM156 141V140H155ZM244 141V142H243ZM261 141V142H260ZM31 142V141H30ZM39 142V141H38ZM74 142V140H73ZM74 142V143H75ZM106 144H104V143ZM153 142V141H152ZM243 142V144H242ZM40 143V142H39ZM132 143V142H131ZM184 143V142H183ZM218 143V144H219ZM17 144V143H16ZM19 144V143H18ZM32 144V143H31ZM38 144V143H37ZM41 144V143H40ZM48 144V142H47ZM70 144V142H69ZM77 144V143H76ZM80 144V143H79ZM78 144V145H79ZM83 144V143H81ZM171 144V143H170ZM29 145V144H28ZM50 145V144H49ZM127 145V144H126ZM131 145V144H130ZM155 145H157L155 143ZM217 145V144H216ZM251 145H252V148H251ZM38 146V145H37ZM51 146V145H50ZM53 146V145H52ZM71 146V145H70ZM74 146V145H73ZM117 146H120V145H117ZM211 146H215L214 147V154L216 157H212L211 160L209 159V154H208V151L209 149L211 150ZM36 147V146H35ZM55 147V145H54ZM66 147V146H65ZM78 147V146H76ZM75 147V149H76ZM170 147V146H169ZM237 147V148H235ZM254 147L258 149L259 147V153H261V158L260 159H257L259 157V154H258V157L256 158L255 157V151H254ZM25 148H26V145H25ZM40 148V147H39ZM38 148V149H39ZM72 148V147H71ZM126 148V147H125ZM138 148V147H137ZM143 148V149H144ZM154 148V147H153ZM174 148V147H173ZM9 149V148H8ZM7 151H10L8 150ZM17 149V147H16ZM19 149V148H18ZM36 149V150H38ZM67 149V148H66ZM70 149V148H69ZM74 149V148H73ZM79 149V148H78ZM143 149H141L142 151H144ZM22 150V149H20ZM26 150V149H25ZM41 150V149H40ZM60 150V149H59ZM117 150V149H116ZM127 150V148H126ZM130 150V149H129ZM138 150V149H137ZM146 150V149H145ZM256 150V149H255ZM86 151V152H85ZM4 152V151H3ZM11 152V151H10ZM15 152V151H14ZM18 152V151H17ZM37 152V151H36ZM47 152V151H46ZM52 152V151H50ZM71 152V151H69ZM182 152V154H183ZM2 153V152H1ZM35 152L33 151V154ZM45 153V152H43ZM58 153V152H57ZM63 153V152H62ZM72 153H73V150H72ZM75 153V152H74ZM115 153V152H114ZM122 153V152H121ZM131 153V152H130ZM133 153V152H132ZM167 153L168 156L166 155ZM11 154V153H10ZM9 154V155H10ZM32 154V156H34ZM36 154V153H35ZM140 154V153H139ZM143 154V152H142ZM182 154H181V158H182ZM198 154V155H197ZM7 155V154H6ZM8 155V156H9ZM20 155V154H19ZM55 155V153H54ZM63 155V154H62ZM71 155V153H70ZM77 155V154H76ZM119 155V154H118ZM3 156V155H2ZM7 156V157H8ZM17 156V155H16ZM14 156V157H16ZM30 156V155H29ZM43 156V155H42ZM45 156V155H44ZM47 156V155H46ZM49 156V155H48ZM48 156L47 158L44 157L45 159H48ZM69 156V155H68ZM67 156V160H70ZM78 156V157H79ZM115 156V155H114ZM136 156V155H134ZM176 156V155H175ZM7 157H3V160H7ZM14 157H12L14 159ZM35 157V156H34ZM36 157L39 158V156L37 155ZM139 157V156H138ZM19 158V157H18ZM28 158V157H27ZM61 158V157H60ZM111 158V159H110ZM117 158V157H116ZM156 158V156H155ZM12 159V160H13ZM20 159V158H19ZM9 160V159H8ZM117 160V159H116ZM123 160V159H122ZM137 160V159H136ZM10 161V160H9ZM8 161V162H9ZM62 161V160H60ZM4 162V161H3ZM7 161L4 162V165ZM11 162V161H10ZM27 162V161H26ZM47 162V161H45ZM70 162V161H68ZM72 162V161H71ZM70 162V163H71ZM127 162V161H126ZM142 162V160H141ZM175 164H174V163ZM14 163V162H13ZM77 163V162H76ZM76 163H73V165H75ZM143 163V162H142ZM36 164V163H35ZM45 164V163H44ZM47 164V163H46ZM123 164V163H122ZM129 163H127V166H128ZM131 164H134V163H131ZM149 164V163H148ZM42 165V164H41ZM63 165V164H62ZM72 165V164H71ZM12 166V165H11ZM16 166V165H14ZM20 166V164H19ZM50 166V165H49ZM119 166V165H118ZM125 166V164L123 165ZM47 167V165H46ZM45 167V168H46ZM59 167V166H58ZM79 167V166H78ZM81 167V166H80ZM87 167V166H86ZM130 167V166H129ZM140 167V166H138ZM172 167L176 169V178L177 180H174L176 178L173 179V181L170 182L171 178L173 177V172H172ZM13 168V167H11ZM69 168V167H68ZM124 167H122L120 165V172H121V177L122 178H126L127 175L122 172V169ZM132 168V167H131ZM208 168V169H207ZM64 169V168H63ZM67 169V168H66ZM80 169V168H78ZM170 169V170H169ZM174 169V171H175ZM197 169V171H196ZM207 169V170H206ZM256 171L258 169V174L255 175V176H252L253 175V170ZM53 170V168H52ZM72 170V168H71ZM70 170V172H71ZM75 170V169H73ZM72 170V171H73ZM140 172H142L141 168H139ZM48 171V170H47ZM55 171V170H54ZM62 171V170H61ZM79 171V170H77ZM107 171V170H106ZM138 171V170H137ZM205 172V174H203ZM50 172H52L50 170ZM114 172V173H113ZM139 172V171H138ZM211 172V173H210ZM68 173V172H67ZM80 173V172H79ZM114 174L112 176H110L111 174ZM179 173V174H178ZM17 175V173H15ZM47 174V173H46ZM45 174V175H46ZM78 174V173H77ZM107 174V173H106ZM117 174V173H116ZM129 174V173H128ZM178 174V176H177ZM256 174V172H255ZM10 175V174H9ZM31 175V174H30ZM65 175V174H64ZM68 175V174H67ZM83 175V174H82ZM154 176V174H152ZM48 176V175H47ZM77 176V175H75ZM107 176V175H106ZM149 176H151L149 174ZM152 176V177H153ZM63 177V175H62ZM67 178V176H65ZM131 177V176H130ZM204 177V178H203ZM209 177H212L208 180ZM30 178V177H28ZM59 178V174H57L56 176L53 177V180L56 181V179ZM69 178V177H68ZM83 178V177H82ZM132 178V177H131ZM32 179V178H31ZM48 179V177H47ZM46 179V180H47ZM77 179V178H76ZM81 179V178H80ZM128 181H129V177H127ZM150 179V178H149ZM207 179V181H206ZM23 180V179H22ZM26 180V179H24ZM23 180V181H24ZM28 180V179H27ZM39 180V179H38ZM66 180V179H65ZM108 180V181H109ZM164 180L166 181V183L164 182ZM50 181V180H49ZM76 182V180H74ZM80 181V180H79ZM138 181V180H137ZM140 181V180H139ZM151 181H153L154 183L156 184H153L151 183ZM204 181H206L207 183H211V186L212 188L209 190V191H206V189H202L201 187H205L204 186ZM70 182V181H69ZM124 182H126V180H124ZM36 183V182H35ZM40 183V182H39ZM51 183H53L51 181ZM66 183V181H65ZM64 183V184H65ZM123 183V182H122ZM245 183V185H244ZM56 184V183H55ZM76 184V185H78ZM102 184V183H101ZM105 184V183H104ZM136 184V183H134ZM38 185V184H37ZM37 185H35L37 187ZM40 185V184H39ZM49 185V183H48ZM47 185V186H48ZM72 185V184H71ZM106 185V184H105ZM143 185V184H142ZM208 185V184H207ZM25 186V185H24ZM46 185H42V187ZM55 186V185H54ZM130 186V185H129ZM174 186V187H173ZM27 187V186H26ZM25 187V189H26ZM31 186H29L30 188ZM35 187V188H36ZM44 187V188H45ZM58 187V186H57ZM69 187V186H68ZM34 188V187H33ZM201 188V189H200ZM31 189V188H30ZM54 189V187H53ZM58 189V188H57ZM71 189V188H70ZM74 189V188H73ZM140 189V188H139ZM139 189L137 188V190L139 191ZM18 189L16 187H11L9 189V194L11 195L10 197V200L8 201H11L9 202L8 206L6 205L5 201L3 202V204L0 206V243L2 242H5L4 244H6V246H0V264H2V257L4 256H7L6 258V261H5V264H34V259H26L25 257H23L21 255V251H20V248L17 247V254L16 252L12 251L10 249V246L11 244L13 243H16L15 242V239L16 241L18 242H21L24 246L25 249H31L32 245H29V243L31 244V242H29V238H30V233H27L26 230H28L26 228V223H27V218L22 220L24 221V223L22 225L25 226V228H23L24 226H22L23 228V237H21L20 235H17L19 234V232L16 234V236L13 237V234L14 231L12 232V226L11 224H5V221H4V217H7L11 215L12 213V216L18 220V223L21 221V219H18L17 217L19 216H16V212L19 211H15L14 210V207L16 205V208L17 206H23L22 205V199H21V196H19V191H17ZM47 190V189H46ZM77 190V189H76ZM100 190V189H99ZM27 191V190H26ZM34 192L37 193L36 197L38 198L41 194H45L44 193V190L43 188H40V189H37L36 191L33 190ZM65 191V190H64ZM67 191V190H66ZM141 191V190H140ZM70 192V191H69ZM78 192V191H77ZM90 192V191H89ZM87 192V193H89ZM125 193V194H128ZM136 192V191H135ZM23 193V192H22ZM25 193V191H24ZM33 193V192H32ZM35 193V194H36ZM56 193V192H55ZM60 193V192H59ZM75 193V192H74ZM79 193V194H80ZM100 194V192H98ZM140 193V192H138ZM29 193L27 192L26 195H28ZM52 193H50L51 195ZM54 194V193H53ZM86 194V193H85ZM104 194V193H103ZM134 194V193H133ZM34 195V193H33ZM49 195V196H50ZM55 195V194H54ZM53 195V196H54ZM135 195V194H134ZM198 195L200 198V201L198 200ZM201 195V196H200ZM30 196V195H29ZM63 196V195H62ZM82 196V195H81ZM84 196V195H83ZM127 196V195H126ZM3 199H5L6 197L4 195H2ZM14 200V202H12V198ZM51 197V196H50ZM64 197V196H63ZM68 197V196H67ZM80 197V196H79ZM130 197V196H129ZM133 197V195H132ZM143 197V196H142ZM23 198V197H22ZM45 198V197H44ZM52 198V197H51ZM54 198V197H53ZM70 198V197H69ZM81 198V197H80ZM125 198V196H124ZM131 198V197H130ZM160 198V199H159ZM41 199V198H40ZM100 199V198H99ZM127 199V198H126ZM136 199V198H135ZM2 200V199H1ZM81 200V199H80ZM31 201H33V204L31 205L32 207L37 205V202L39 201L38 199L37 200H33L31 199ZM42 201V200H41ZM44 201V200H43ZM46 201V199H45ZM77 202L79 201L76 200ZM127 201V200H126ZM133 201V199L131 200ZM172 201V204L173 206L171 207L170 203ZM250 201H251V204H250ZM47 202V201H46ZM55 202V200H54ZM71 202V200H70ZM157 203L154 205V203ZM8 203V202H7ZM26 203V201H25ZM56 203L58 204L57 200H56ZM76 203V202H75ZM93 203V201H92ZM133 203V202H132ZM135 203V202H134ZM62 204V203H61ZM74 204V203H72ZM79 204V203H77ZM89 204V202H88ZM91 204V203H90ZM116 204V205H114ZM128 204V203H127ZM30 205V204H29ZM39 205V204H38ZM59 205V204H58ZM98 205H100V200H99V203ZM105 205V204H104ZM130 205V203H129ZM142 205V204H141ZM170 205V206H169ZM249 205H254V208L252 209L251 208V215H248V216H245L243 213V209L245 207H249ZM14 206V207H13ZM43 206V205H42ZM89 206V205H88ZM165 206H169V208L171 207V209L174 210V222L172 223V219L169 221V218L167 219V211L165 208ZM181 206V207H184L185 210H183V212L179 213L177 212L178 210V207ZM29 207V206H28ZM31 207V208H32ZM74 207V206H73ZM82 207V206H81ZM107 207V205H106ZM128 207V206H127ZM156 207L157 211L153 214V209ZM253 207V206H252ZM46 208V207H45ZM108 208V207H107ZM10 209V211H9ZM19 209V208H17ZM21 209V208H20ZM25 209V208H23ZM38 207L35 208L36 210V213L38 214ZM47 209V208H46ZM78 209V208H77ZM80 209V208H79ZM91 209V208H90ZM102 209V208H101ZM112 209V208H111ZM134 209V208H133ZM136 209V208H135ZM155 209V210H156ZM27 210V209H26ZM29 210V209H28ZM28 210L26 211V214H28ZM75 210V209H74ZM172 210V211H173ZM47 211V210H46ZM80 211V210H78ZM91 211L94 212V210L92 209ZM131 211V210H130ZM249 211V210H248ZM135 212V210H134ZM197 213L198 216L196 218V220L193 222V215L194 213ZM137 213V212H136ZM168 213L170 214V211H168ZM184 213V215H183ZM20 214V213H19ZM34 214V213H33ZM43 214V213H42ZM41 214V215H42ZM46 214V213H45ZM48 214V213H47ZM51 214V213H50ZM53 214V212H52ZM76 214V212H75ZM79 214V213H78ZM120 214V213H119ZM143 214V213H142ZM97 215V214H96ZM104 215V214H103ZM126 215V214H125ZM137 215V214H136ZM36 216V215H35ZM34 217V219H32L31 217V222H32V225L31 228H37L38 229V226L36 225L37 224V220L40 218V214H38L36 217ZM43 216V215H42ZM54 216V215H53ZM59 216V215H58ZM102 216V215H101ZM105 216V215H104ZM129 215H127L128 217ZM23 217V216H22ZM21 217V218H22ZM45 217V216H44ZM112 217V215H111ZM121 218V216H119ZM172 217V216H171ZM13 218V219H14ZM42 218V217H41ZM46 218V217H45ZM49 218V217H47ZM58 218V219H56ZM67 219L63 220L61 219V217H57L55 216V219L54 221H52L53 219H51V223L49 222V224L47 223L46 226H43L44 229L41 231L38 229L39 233L42 234V243H43V246L44 247H48V244L52 242V245L49 246V250L50 252L55 255L54 257H57V256H60V253L62 252V243H63V231L62 229L63 228H66V229H69L68 233L70 234L69 235V240L73 241V237H74V240L76 239L77 241V238H75V236L77 237L78 235V232L74 233L73 234V230L72 228H70L71 226V222L70 221H74L75 220V215L73 213H71V217L67 216L65 217ZM126 218V217H124ZM149 218H151L149 220ZM173 218V217H172ZM43 219V218H42ZM9 220V219H8ZM111 220V219H110ZM128 220V218H127ZM126 220V221H127ZM149 220V222H148ZM45 221H47V219H45ZM65 221H68V223ZM116 221L118 222V220L116 219ZM122 221V220H120ZM125 221V222H126ZM41 222H44L41 220ZM40 222V223H41ZM193 222V224H192ZM7 223V222H6ZM169 223V224H168ZM16 224V222H15ZM14 224V226H15ZM103 224V223H102ZM105 224V227L106 225H109L108 223H104ZM122 224V222H121ZM139 224H142V228H139ZM144 224H146L144 226ZM21 225V224H20ZM41 225V224H40ZM44 225V223H43ZM116 225V224H115ZM114 225V227H115ZM169 225V232H170V235L168 240V246L166 245V249L162 250L163 248V244H162V240H165V238H168V233L166 234V232H164V228H167L166 226ZM17 226V225H16ZM42 226V225H41ZM99 226V225H97ZM20 227V226H19ZM28 227V226H27ZM75 227V226H74ZM79 227V226H77ZM18 228V226L16 227ZM29 228V227H28ZM83 228V227H82ZM102 228V227H101ZM116 228V227H115ZM118 228V227H117ZM120 228V227H119ZM30 229V230H32ZM93 229V228H92ZM91 229V230H92ZM98 229V227H97ZM110 229V228H109ZM121 229V228H120ZM201 229V231L199 230ZM79 230V229H78ZM90 230V229H89ZM119 230V229H118ZM34 231V230H33ZM102 231V230H101ZM111 231V230H110ZM109 231V232H110ZM251 231V230H250ZM12 232V233H11ZM22 232V231H21ZM93 232V231H92ZM98 232V231H97ZM103 232H104V229H103ZM33 233V232H32ZM35 233V232H34ZM120 233V232H119ZM118 233V234H119ZM65 234H66V230H65ZM94 234H98L96 232H94ZM105 234V233H104ZM75 235V236H74ZM116 235V231H115V234ZM128 235V234H126ZM104 236V235H103ZM32 237V236H31ZM102 237V236H101ZM129 236H125L124 239L125 240H128ZM15 238V239H14ZM80 238V237H79ZM78 238V239H79ZM99 239V237H97ZM104 238V237H103ZM118 238V237H117ZM127 238V239H126ZM189 238V239H188ZM240 238V239H239ZM33 239V238H32ZM96 239V240H98ZM121 239V237H120ZM130 239V238H129ZM146 239V240H145ZM176 239V240H175ZM123 240V238H122ZM123 241V243H121L120 241V245H121V249H122V252L121 253H124L126 254V251H127V244H126V241ZM132 240V239H131ZM248 239H246L247 241ZM92 241V240H91ZM101 241L102 240H98L94 246H93V249L90 251V254L91 255H94V253L97 252V250L99 249L100 246H105V243H102L101 244ZM115 241V240H114ZM118 241V240H117ZM229 241H232L233 243L229 242ZM245 241V242H246ZM35 242V240L33 241ZM106 242V241H105ZM109 242V241H107ZM140 242V243H139ZM119 243V242H118ZM68 244V243H67ZM66 244V246H67ZM93 244V243H92ZM109 244L108 243V247H109ZM112 244V243H111ZM200 244V243H199ZM8 245V246H7ZM21 245V244H20ZM19 245V246H20ZM133 245V244H132ZM144 245V243H143ZM165 245V244H164ZM116 246V245H115ZM247 246V245H245ZM132 247V246H131ZM146 247V246H145ZM110 248V247H109ZM116 248V247H114ZM132 248V249H134ZM165 248V247H164ZM168 248V249H167ZM197 248V247H196ZM198 248V249H199ZM68 249V248H67ZM113 249V248H112ZM136 249V250H137ZM156 249H159L160 251L158 252ZM207 249V250H208ZM38 250V249H37ZM117 250V249H116ZM167 250V252H166ZM39 251V250H38ZM134 251V250H133ZM139 251V250H137ZM136 251V252H137ZM195 251V250H194ZM249 251V252H250ZM43 252V251H42ZM67 252V251H66ZM100 252V251H99ZM111 252V251H110ZM115 252V251H114ZM120 252V251H118ZM117 252V253H118ZM132 252V251H131ZM130 252V253H131ZM141 252V251H139ZM161 252L163 253H167V255L165 254H162ZM192 252V251H191ZM120 253V254H121ZM135 253V252H134ZM207 253V252H206ZM237 253V252H236ZM141 254H143L141 252ZM250 254V253H249ZM31 255V254H30ZM57 255V256H56ZM136 255V253H135ZM143 255V256H144ZM205 255V253H204ZM207 255V254H206ZM235 255V254H234ZM248 255V253H247ZM81 256V255H80ZM101 256V255H100ZM117 256V255H116ZM126 256V255H125ZM160 256V257H159ZM253 256V255H252ZM255 256V255H254ZM253 256V258H254ZM43 257V256H41ZM114 257V256H113ZM120 257V256H119ZM130 257V256H129ZM141 257V256H140ZM233 257V256H232ZM105 258V257H104ZM115 258V257H114ZM138 258V257H137ZM92 259V258H91ZM98 259V258H97ZM112 259V258H111ZM116 259V258H115ZM118 259V258H117ZM122 259V258H121ZM136 259V258H135ZM144 259V258H143ZM159 259V260H158ZM162 259V260H161ZM249 259H250V255H249ZM56 260V259H55ZM123 260V259H122ZM139 260V258H138ZM235 261V264H236V259H233ZM233 260H230V261H233ZM246 260V259H244ZM40 262H45L46 264H52V261L53 259L47 257L46 255L44 256V259L42 260H39ZM67 261V260H66ZM102 261V260H101ZM99 261V262H101ZM140 261V260H139ZM248 261V260H247ZM246 261V262H247ZM57 262V261H56ZM117 262V261H116ZM128 262V261H127ZM134 262V261H133ZM144 262L146 263V260H144ZM226 263V261H224ZM245 262V263H246ZM4 263V262H3ZM39 263V262H38ZM98 263V262H97ZM122 263V262H121ZM178 263V262H177ZM176 263V264H177ZM234 263V262H233ZM232 263V264H233ZM248 263V262H247ZM67 264V263H66ZM87 264V263H86ZM115 264V262H114ZM134 264V263H133ZM136 264V263H135ZM141 264V263H140ZM148 264V263H146ZM149 264H153L152 262H150ZM228 264V263H227ZM241 264V263H240ZM243 264V263H242Z\"/></svg>", "mask_w": 264, "mask_h": 264}]
</instances>
